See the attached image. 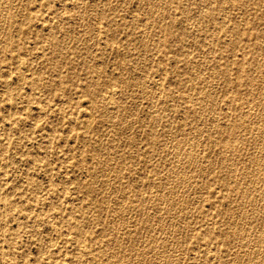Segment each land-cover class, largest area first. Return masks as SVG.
<instances>
[{
  "label": "rangeland",
  "instance_id": "374dc122",
  "mask_svg": "<svg viewBox=\"0 0 264 264\" xmlns=\"http://www.w3.org/2000/svg\"><path fill=\"white\" fill-rule=\"evenodd\" d=\"M7 1L4 3V0H0V9H1L0 11L2 13V15L0 13V19L3 16L2 18H4V19H1V20H4V21L6 20V23L3 21L2 22L0 21L2 23L0 25V26H2V27H0V30L2 29L1 30L2 32H0V48H1L0 49L1 50L0 51V68H2L4 73L7 74V82H8V84L5 85L2 82L3 79H0V157H1L0 158V174H1L0 175V264H11V263L12 264H21L22 262H23L22 264H34V263L35 264H65L67 262L66 259L68 260V262L66 264H68L69 262H70V264H102V263H104V264L105 263L106 264L107 263L108 264H117V262H118V264H124L123 262H125L126 261L125 259L126 258L128 259L129 256L130 257L132 256L133 258L131 257L130 259H128V262L125 264H128L129 260H131L133 262L132 263L130 261L131 262L130 264H135V262H137L136 264H138L142 261V259L144 261V262L142 261V264H147L148 262H149L148 264H150V263L155 264L156 262H157V264H171V263L177 264L178 262L179 263L181 262L180 264H233V263L235 264L234 261H236V264L237 263L243 264V260L246 262V263L244 262V264H249V262H250V264H251V262H254L252 264H264V261H263L264 258H262V256L264 255V253H263L264 252V237L262 236V235H264V222H263L264 221V219H263L264 218V215H263L264 214V211H263L264 210V202H263L264 198H261V197H264L263 196V193H264V186H263V183H264V174H263L264 173V168H263V166H264V158H263L264 157V151H263L264 150V147H263L264 127L262 128V126L264 125V120H262L264 118V113H262V111L264 112V108H262L264 105V95H263L264 92L262 91L264 89V85H263V83H264V66H262V65H264V62H263L264 61V41L262 39H264V38H261V36L264 37V31H263L264 30V12H263L264 11V6H263L264 0H253V1L252 0H250V1L249 0H228L229 3L227 2V0H224V1L222 0L223 2L221 0H218V2H217V0H213V1L210 0L212 3L213 2L214 3L212 4L209 1L210 2L209 7L206 6L207 3H209L208 0H188V2H187V0H179V2L177 0H172V1L167 0L169 3L166 0H157V2H156V0H153V1L152 0H141L142 2L140 0H115V1H117V3H119L118 5H117V3H115L114 0H99V1L95 0L97 2H95L94 0H78V3L80 5L77 3V0L76 1L75 0H72V1L68 0L70 2L68 4L66 3V2H68L66 0H54V1H52V0H49V1L48 0L47 1L46 0H26V1L22 0V2H21V0H16V1L10 0L11 3L14 2L13 4H11L9 1H8V3H9L8 4ZM24 1L27 3L26 5H25ZM60 1H62V2H60ZM73 1H75V2H73ZM82 1L84 2L85 6L82 5V3H83ZM163 1H164V3H163L164 5L162 4ZM184 1H186L185 2L186 5L188 3L187 8L190 11L188 9H186V6L183 3ZM200 2H202V3H200ZM204 2H206V3H204ZM76 3H77V6L79 5V7H76ZM145 3H147V4H145ZM157 3H158V5H161V6L159 7L157 5ZM171 3L173 5H171ZM222 3L223 4L226 3V4L223 5ZM242 3H243V5L245 4L243 7H242ZM2 4H3V6H2ZM90 4H91V6H90ZM155 4L157 7L155 6ZM165 4H167V6H165ZM199 4L200 5L202 4V7L199 6ZM211 4H212V6H211ZM219 4L221 5L220 7H219ZM227 4H228V8H227ZM66 5H68V8ZM70 5H72V6H70ZM81 5H82V7H81ZM145 5L146 6L150 5V6L148 8L147 7L145 8ZM153 5L155 6V8ZM169 5H171V7H168ZM217 5H218L219 9L224 8L225 10L224 9H223V11H222V9L217 10V8H216ZM22 6H24V7H22ZM43 6H44V8H43ZM64 6L66 7V9ZM92 7H93V9H92ZM162 7L164 8L163 11L161 10ZM181 7H182V9H180ZM199 7H201V9ZM23 8L25 11L23 10ZM81 8H84V9L82 10ZM89 8H91V9L89 10ZM152 8L156 9L157 12L154 11V9H152ZM159 8L161 11L158 10ZM202 8H203V10H202ZM254 8H255V10H253ZM171 9H173V10H171ZM194 9H195V11H194ZM250 9H251V11L252 10L253 11L251 12ZM9 10L12 12L10 13ZM16 10H18V11L16 12ZM58 10L60 12H58ZM69 10H70V13H68ZM84 10H85V12H84V14H82ZM93 10H94V12L92 13ZM132 10H134V12ZM147 10H149V11H147ZM167 10H168V12H167ZM176 10H178V11H176ZM226 10H227V12H225ZM2 11L6 12V13L9 12L8 14H10V15H8V14L6 15ZM75 11H76V13H75ZM77 11H78V14H77ZM180 11H181V13H180ZM188 11H189V13H188ZM198 11H199V13H198ZM206 11H208V12H206ZM218 11H219V14H216V13H218ZM147 12H149V13H147ZM184 12L186 14H184ZM85 13H87V14H85ZM90 13L92 15H90ZM95 13H96V15H95ZM151 13H152V15H151ZM155 13H156V16H153V15H155ZM171 13L173 14V16L171 15ZM210 13H212V14L214 13L213 19L214 18L215 19L213 21L215 23H213L212 21H210V19H208ZM58 14H60V15H58ZM146 14H148V15H146ZM159 14H160V16H158ZM239 14H240V16H239ZM4 15H6L7 19H6V17H4ZM26 15H30V19L26 20V18H25ZM176 15H177V17H176ZM181 15H182V17H181ZM199 15H200V17H199ZM201 15L204 18L201 17ZM218 15H220L219 18H218ZM88 16H89V18H88ZM161 16L164 18H162ZM206 16H207V18H205ZM215 16H217V18ZM15 17H16V19H15ZM64 17L67 18V20H65ZM81 17H83V18H81ZM128 17H129V19H128ZM133 17H134V20L132 19ZM159 17H161L162 19H165V20L168 19V20L165 23V21L160 19ZM171 17H172V19H171ZM220 17H222V18H220ZM237 17L241 18V19L239 18L240 19L239 22H237L238 21ZM8 18H10V19H8ZM90 18H92L90 20L91 22L88 21ZM155 18L156 19L158 18V20H155ZM20 19H21V21H20ZM47 19H49V20H47ZM69 19H70V21H69ZM173 19H174V21H173ZM202 19L203 20L205 19L204 22L202 21ZM83 20L86 21V23ZM255 20H257V22H255ZM87 21H88V23H87ZM130 21H132V22H130ZM135 21L138 23V25H135V23H136ZM148 21H150V22H148ZM153 21L155 22V24H157L156 25L157 27L155 25L153 26V24H154ZM156 21H160V23H157ZM235 21H236L237 25H236ZM82 22H84V23H82ZM92 22H93V24L91 25ZM3 23H5V25ZM167 23H169L170 29L173 30V32H174V36L170 37V38H168L167 33H166V29L168 26ZM222 23L227 24V25H224ZM53 24H54V26L52 27ZM64 24L66 25V27L64 26ZM79 24L81 25V27H79ZM122 24H123V26H122ZM151 24H152V27H150ZM159 24H161V25H159ZM8 25L10 27L13 26V29L8 27ZM17 25H18V27H17ZM239 25H240V27H239ZM34 26H35V28H34ZM57 26L60 28L62 27V28L60 29ZM135 26H137V27L135 28ZM182 26H183V28H182ZM145 27H146V29H145ZM162 27H164V28H162ZM215 27H217V28H215ZM221 27H223V29ZM17 28H18V30H17ZM50 28L53 29V32ZM71 28H72V30H71ZM92 28H94V29H92ZM160 28L162 31L160 30ZM173 28H175V29H173ZM189 28L192 31V32L190 31L191 35L189 32V30H190ZM42 29H43V32H42ZM48 29L50 30L49 32L47 31ZM142 29H144L145 31ZM149 29H151V30H149ZM153 29L155 30V32L153 31ZM201 29H203L205 32L202 31ZM256 29H258V31ZM77 30L80 32H78ZM82 30L84 31L83 34H82ZM198 30H199V33L197 32ZM210 30H212V31H210ZM219 30L220 31L222 30V32H220ZM74 31H77L76 33L79 36ZM87 31H88V34H86ZM151 31L153 32V34ZM176 31H177L178 35H177ZM213 31L215 32V36H214ZM229 31H230V33H229ZM3 32H4V34H2ZM91 32H92V34H91ZM139 32L141 33L140 35H138ZM159 32L161 34H159ZM201 32L204 33L205 35L206 34H208V35H206V36L204 34L202 35ZM207 32H209V33H207ZM257 32L258 33L260 32V33L258 34ZM54 33L56 35H54ZM156 33L158 34V36L156 35ZM9 34H11V35H9ZM63 34H65V35H63ZM73 34H75V35L73 36ZM81 34L84 36H81ZM89 34L92 36H90ZM146 34H148L150 37L148 35L146 36ZM186 34H187V37L185 36ZM210 34H213V36ZM66 35L67 36L69 35V37H71V39L69 37H66ZM87 35H88V38L86 37ZM189 35L192 36L193 38L190 37ZM53 36H54V38H53ZM145 36H146V38H145ZM154 36H157V37L153 38ZM160 36L163 38V40L160 39L161 38ZM179 36L181 38L185 37L186 39H188V36H189V38H191L192 40L188 39V40H186L187 41L186 42L184 39L182 41V39L179 38ZM201 36H203V37L205 36L204 37L205 39L208 36H210L209 37L210 40L207 38L208 40L206 39V41H204L205 39L203 37L201 38ZM211 36H212V40H211ZM90 37H92L91 38L92 40L90 39ZM137 37L138 38L141 37V38L137 39ZM221 37H223V38H221ZM258 37H259V39H257ZM84 38H85V40H84ZM156 38L159 40V43H157ZM260 38H261V40H260ZM62 39L63 40L65 39L64 40L65 43L63 42ZM153 39L155 40V42L153 41ZM194 39H195V41H193ZM78 40H79V42H78ZM148 40H150V41H148ZM198 40H199V42H198ZM201 40L203 41L204 45L200 44V43H202ZM9 41H11V42L8 44ZM94 41L97 43V45H95L96 43ZM104 41H106V42H104ZM145 41H147V43L148 42H150V43L147 44ZM108 42H110V43H108ZM140 42H142V43H140ZM143 42H144V44H143ZM151 42H153V43H151ZM168 42H169V44H168ZM205 42H206V44L208 43V45H210L209 43L214 44V45L213 44L211 45V46H213V48H212L213 51L211 50V46L205 45ZM67 43L69 45H67ZM88 43H89V45H88ZM156 43L158 46H156ZM75 44H76V47H75ZM91 44L93 45V47H91L92 46ZM141 44L143 45V47ZM145 44H146V46H145ZM199 44L201 45V47ZM149 45H152V46L147 47ZM259 45H261V46L259 47ZM112 46H113V48H112ZM17 47H22V49H18ZM144 47L146 48V50L148 49L147 53H145L146 50ZM198 47L200 50L198 49ZM202 47H203L204 52L207 53L205 55L209 56L208 58H206V57L201 58V56H199L201 54L204 56V52L202 50ZM204 47H205V49H204ZM88 48H89V50H88ZM129 48H130V50H128ZM133 48H134V50H133ZM135 48H136L137 52L135 51ZM159 48H161V49L159 50ZM83 49L85 50L86 53L84 52ZM103 49H104V51H103ZM118 49H120V50H118ZM208 49L212 52H210ZM106 50H107V52H106ZM139 50L142 53H140ZM198 50L200 51L199 54H198V52H199ZM207 50H208V52H207ZM157 51H159V52H157ZM175 51H177V52H175ZM189 51H190V54H189ZM219 51H220V53H219ZM213 52H215V53H213ZM216 52H217V54H216ZM221 52H223L224 54ZM135 53L136 54L138 53V54L136 55ZM252 53L253 54L255 53V54L253 55ZM84 54H86V55L84 56ZM89 54H90V56H88ZM91 54H93V55H91ZM218 54H220V56H218ZM140 55H142V56H140ZM151 55L154 58H151ZM197 55H198V57H197ZM211 55H213V58ZM23 56H24V58H23ZM137 56L139 58H137ZM192 57H194V58H192ZM248 58H249V60H248ZM134 59L136 60L138 67H137V64L133 63V62H135ZM137 59H138V61H137ZM201 59H202V61H200ZM208 59H209V62H208ZM24 60H25V62H24ZM195 60H196V62H195ZM205 60H207V61H205ZM254 60L256 62L258 61L259 64L256 63ZM131 62L134 65L133 68H132V65L130 64ZM22 63H24L23 69L26 70L25 66H28V68H29V69H27L28 72H26V77L24 79H21L19 77V73L21 71V66L23 67ZM81 63H83V64H81ZM198 63L200 64V67L204 68V70H203V68H201L202 73H200V67H197V65H199ZM127 64H129V65H127ZM256 64L259 66V67H257L258 69L255 68ZM191 65H192V67H191ZM214 65H215V67H214ZM99 66H100V68H99ZM139 66H141V68L143 69V72H141V73H139V72L142 71V69ZM206 66L208 69L207 68L205 69ZM220 66H222V67H220ZM139 68H140V70H139ZM161 68H163V69L161 70ZM164 68L166 69V71ZM190 68H192V70ZM198 68H199V71L197 70V73L195 71V74L197 75V76L195 75V77H196V79H195V77L193 76L194 75L193 70H196ZM86 69H88V70H86ZM131 69L133 70V72ZM249 69H250V71H252V70L253 71L250 72ZM122 70H123V72H122ZM254 70H256V72ZM58 71H60V73H58ZM128 71H130V74L126 73V76H125L124 75L125 72H128ZM137 71H139V72H137ZM157 71L158 72L160 71V72L158 73ZM203 71L204 72L207 71V72L204 73ZM222 71H226V74L218 73V72H222ZM8 72H10L11 77H10V74ZM119 72H120V74H119ZM161 72L162 73L166 72L167 75H166V73H164V75L160 74ZM212 72H214L213 74L216 77H213ZM189 73H190V75H189ZM201 74L203 76H201ZM217 74H219V75L217 76ZM229 74H230V76H229ZM90 75H91V77H90ZM92 75H94V76H92ZM35 76L39 78V81H38L39 83L36 86H32L30 82L33 80L32 78H35ZM161 76L162 77L165 76V77L162 78ZM167 76H169V78ZM192 76L194 79L192 78ZM207 76H209V77H207ZM94 77H95V79H94ZM141 77L143 79L144 78L145 79L143 80ZM203 77H205V78L207 77L209 80L206 78V80L204 81L205 78H203ZM255 77L256 78L258 77L260 79H256ZM202 78H203V80H201ZM211 78L213 80L215 79V81L214 82L211 81ZM27 79H30L29 82H27ZM216 79H217V81H216ZM114 81H117V82H114ZM159 81H161V82H159ZM218 81L220 83H218ZM260 81H261V84H260ZM144 82H145V84H144ZM157 82H159V83H157ZM203 82H204V84L201 86L200 84H202ZM206 82L207 83H210V82L214 83V84H211V83L209 84V85H212L213 87L210 86V88H209V85L207 84L208 85L207 86ZM119 83H122L123 87H122V84H119ZM160 83H162V84H160ZM87 84H90V91L95 92V100L97 99L96 100L97 106H94L91 103V101H90V105H89L88 98L85 96V93L83 91V88ZM130 84H133V85H130ZM153 84L154 85L156 84V85L154 86ZM103 85H104V87H103ZM141 85H143V87ZM256 85L258 87H256ZM261 85H263V86H261ZM260 86H261V88H260ZM115 87L118 89H116ZM120 87H122V88H120ZM146 87H148L149 89L147 90ZM142 88L145 90H143ZM169 88L171 89V91ZM203 88H206L207 90L204 89L205 92H202V91H204ZM257 88L259 91L257 90ZM111 89H113V90L111 91ZM134 89L137 92L134 91ZM157 89L159 90L158 92H157ZM252 89H253V91H251ZM260 89H262V90H260ZM108 90H110V91H108ZM121 90H123V91H121ZM126 90H128V91H126ZM140 90H143L144 92L140 91ZM146 90H147V93H146ZM37 91H39V92H37ZM100 91H101V93H100ZM102 91H103V94H102ZM114 91H116L117 93ZM151 91H153L157 95ZM160 91H161V94L159 96ZM194 91H195V93H194ZM133 92H135V93H133ZM148 92L150 93V95L148 94ZM249 92H252V94L253 93L254 94L251 96V93L249 95ZM125 93H126V95H125ZM131 93H132V96H134V94H135V96L134 97L130 96ZM196 93H197V95L195 96ZM151 94H153V95H151ZM198 94L201 98H204V99H202V101H201V98L198 96ZM36 95H38V96H36ZM103 95H104V98H103ZM111 95H113V96H111ZM136 95H137V97H136ZM192 95H194L195 98ZM74 96H76V97H74ZM118 96H119V98H118ZM151 96H153L154 98H152ZM191 96H192V98H191ZM202 96H205V97H202ZM210 96H211V98H208ZM246 96H247V98H246ZM90 97H91V95H90ZM256 97L259 98L260 102L258 101V99ZM105 98L107 100H105ZM196 98L200 99V101L202 103L199 100H196ZM205 98H207V99L205 100ZM253 98L257 99V100H254ZM108 99H110V102H112V103L114 102L113 103L114 105H111V103H109ZM210 99H211V102H210ZM213 99L215 101L214 103H213ZM101 100H103V101L98 102ZM122 100H124L125 103L122 102ZM154 100L156 102H154ZM106 101H107V103H106ZM115 101H117V102H115ZM157 101H159V102L157 103ZM170 101H171V103H169ZM207 102H208V104H207ZM37 103H38V105H37ZM187 103H189V104H187ZM106 104H107V106H106ZM151 104L152 105L154 104L155 106L154 105L151 106ZM159 104H162V106L163 105L164 106L163 107H161V106L157 107V106H159ZM197 104H199V105H197ZM203 104H205L206 106L204 105L205 106L204 107ZM211 104H212V106H211ZM214 104H215V106H214ZM109 105H111V106H109ZM171 105H172V110H171ZM200 105H202V106H200ZM256 105H258L260 108ZM40 106H41V108L44 109V111L41 114L40 113L38 114V110H39L38 107H40ZM112 106H113V108H112ZM114 106L117 108V110H116V108H114ZM167 106L170 107L171 112H169L170 110H169V107H167ZM244 106H245V108H244ZM253 106H256L257 108H255ZM119 107H120V109H118ZM131 107H133V109H131ZM134 107H135V110H134ZM206 107H207V110H210V107H211V110L209 111L210 115H209V112L206 111ZM215 107H218V108H215ZM238 107H241V108H238ZM246 107H248V108L250 107V109H247ZM102 108L103 109L106 108L105 110H107V111L106 112H105V110L103 111ZM121 108H122V111H121ZM126 108H128V109H126ZM194 108L196 111L194 110ZM214 108H215V110H214ZM9 109H10V111H9ZM112 109H113V112H112ZM129 109H130V111H129ZM155 109L157 111H155ZM261 109H262V111H261ZM82 110L84 112H81ZM108 110H109V112H108ZM191 110L194 111V113H196L197 115H193V112ZM199 110L200 111L202 110L203 113L199 112ZM228 110H229V112H228ZM253 110H254V112H253ZM255 110H257L258 112L256 113ZM85 111L88 112V114L85 113ZM90 111H93L94 113L90 112ZM184 111H185V113H184ZM187 111H188V113H187ZM218 111H219V113H218ZM236 111L237 112L243 111L240 114L244 117H242L239 113H236ZM134 112H136V114ZM162 112H163V114H162ZM164 112H167V113L164 114ZM198 112L200 113V116H199ZM213 112H214V114H213ZM216 112H217L218 116H214ZM245 112H247L246 113L247 115H245ZM43 113H45V114H43ZM108 113L109 114L112 113L111 114L112 116L110 115L111 116L110 117ZM124 113H127V114L124 115ZM154 113H156V114L158 113V116L156 114H155L156 115L155 116ZM170 113H171V115H169ZM252 113H254V114H252ZM255 113H256V116H255ZM114 114H115V116H114ZM131 114L133 116L138 115V117H135V116L133 117V116H131ZM206 114H207V117H206ZM259 114L261 116H258ZM38 115H39V117H37ZM79 115L81 116L80 117L81 119L79 118ZM188 115H189V117H188ZM203 115L205 116V120H203L204 119ZM212 115L216 118L213 119ZM74 116H77V117H75L76 119L74 118ZM86 116H88V119ZM89 116H91L93 119ZM120 116H122V117H120ZM251 116L253 119L251 118ZM36 117L38 118L37 120H36ZM85 117H86V119H85ZM129 117L131 118L130 119L131 124L129 123ZM147 117H149V118H147ZM180 117H181V119H180ZM261 117H262V119H261ZM42 118H43V120H42ZM110 118L111 119L113 118V119L110 120ZM119 118H121V119H119ZM140 118H141V120H140ZM185 118H186V120H185ZM187 118H188V120H187ZM201 118H203L202 119L203 121L201 120ZM208 118L212 119V120H209ZM242 118H243V120H242ZM157 119L160 121H158ZM182 119H184L186 122ZM239 119H241V120L238 123L237 121ZM85 120H86V123H85ZM87 120L89 121L88 123H87ZM122 120L125 122L128 121V123L126 122L127 123L126 124V123L122 122ZM189 120H190V122H189ZM206 120H207V122H206ZM214 120L215 121L217 120L216 123ZM256 120H258V121H256ZM259 120L262 121V123L260 122V124H259ZM70 121H73V122H70ZM114 121H115V124H114ZM119 122L122 124H120ZM153 122H154V124H153ZM159 122H160V124H159ZM212 122L214 123V125ZM227 122H229V123H227ZM71 123H72V126H71ZM109 123H110V125L108 127ZM167 123H168V125H167ZM179 123H180V125H179ZM33 124H36V125H33ZM134 124H135V126H134ZM142 124H144V126H142ZM215 124L217 126H215ZM31 125H33V126H31ZM83 125H84V130H83ZM126 125H128V126H126ZM198 125L201 127V129ZM230 125L233 126L234 133H233V137L229 140L230 135L227 132L220 131L218 129V127H220V128L223 127L224 129H226ZM110 126H111V128H110ZM123 126H125V127H123ZM129 126H130V128H129ZM193 126H194V128L195 127H199V128L198 129L195 128V130H194ZM107 127L109 128V130ZM190 127H191V129H190ZM239 127H240V129H239ZM260 127L262 130L260 129ZM44 128H45V130H44ZM172 128H173V131H172ZM248 128H250L248 130L249 132H247V130H246ZM257 128L260 129L261 131L258 130ZM188 129H189V131H188ZM202 129H203V131H202ZM208 129H209V131H208ZM127 130H129V131L127 132ZM168 130H170V132ZM178 130H179V133H178ZM250 130H253V133ZM53 131H54V133H53ZM86 131H87V133H85ZM152 131L153 132L156 131V132L153 133ZM186 131H187V134H186ZM46 132H47V135H46ZM114 132H116V133H114ZM180 132H181V134H180ZM192 132H194V134ZM198 132H200V133H198ZM244 132L247 135L246 139H245L246 135ZM260 132H261V135L263 136V139L260 138L261 141L257 137H255V135L262 137V136H260ZM166 133H167L168 137H167ZM170 133H172L173 137L176 138L177 140L173 139L172 134H170ZM184 133L186 136L184 135ZM189 133L190 134L192 133L191 135H194V136H190ZM212 133L214 135H217V136H213ZM248 133L249 134L252 133L253 136L249 135ZM17 134H19V135L17 136ZM134 134H135V136L133 137ZM169 134L171 136H169ZM175 134L178 136L182 135L183 139H185L187 142L184 141L182 138L177 137ZM195 135L197 138L195 137ZM112 136H114V137H112ZM184 136H185V138H184ZM202 136H203V139H202ZM211 136H213V137H211ZM164 137H166V138L164 139ZM187 137H189V139L193 138L192 142H190L191 140H188ZM198 137H199V139H198ZM205 137L207 138V140H204V139H206ZM215 137L217 138L216 141H215ZM110 138H112L114 141ZM136 138H137V140H136ZM167 138H169V140ZM211 138H213V139H211ZM243 138L245 141L243 140ZM103 139H105V140H103ZM143 139H144V141H142ZM161 139H164L165 141L161 140ZM170 139L171 140L173 139V141H171ZM178 139H179V141H178ZM107 140H109V142H111V141L112 142L109 143ZM156 140H158V141H156ZM203 140H204V142H203ZM256 140H259L260 142L256 141ZM123 141L125 143H123ZM139 141H140V143H139ZM174 141H175V143H174ZM180 141H181V143L182 142L186 143V144H182L183 148H182L181 144H179ZM195 142H196L197 148L195 146H193L195 144ZM210 142H211V145H210ZM230 142H233L232 145L229 144ZM238 142H240V143L238 144ZM252 142H254V143H252ZM114 143H115V145H114ZM177 143L179 145H176ZM242 143L244 144L243 146H242ZM258 143H260V144H258ZM34 144H36V145H34ZM101 144H103V146ZM153 144H155V145L153 146ZM189 144L192 148H195L197 150L195 151L192 148L191 149L187 148V147H190ZM205 144H206V146H205ZM247 144L250 146H248ZM257 144H258V146H257ZM165 145H168V146L166 147ZM186 145H188V146H186ZM215 145L216 146L218 145V147H215ZM260 145H262V146H260ZM100 146H102V147H100ZM114 146H117V147H114ZM209 146H210V148H209ZM244 146H245V148H244ZM112 147H114L115 149H113ZM157 147H159V148H157ZM180 147L182 148V150ZM246 147H247V150H246ZM81 148H82V150H81ZM167 148H168V150H167ZM170 148H171V151H170ZM178 148L180 150H177L174 153V150H176ZM185 148H187V149H185ZM261 148H262V150H261ZM106 149L108 151H110V152L107 151L108 154L106 152ZM159 149H161V150L157 151ZM232 149H234L235 151H233ZM244 149H245V151L243 152ZM250 149L252 150L251 152H250ZM253 149H254V151H253ZM258 149H260V150H258ZM117 150H119L120 153ZM140 150H142V151H140ZM166 150H167V153H165ZM151 151H152V153H151ZM178 151L180 153V156H179V153H176ZM203 151H205V153ZM232 151L234 152V154ZM171 152H173V153L171 154ZM239 152H242V153H239ZM247 152H249V153H247ZM260 152H262V153H260ZM78 153H80V154H78ZM168 153L170 155H168ZM181 153L183 156L181 155ZM195 153H196V155L197 154L199 155L198 156L199 158L194 155ZM184 154L186 155L185 156L186 158L184 157ZM249 154H251L252 156H250ZM258 154L259 155L262 154V156L259 157ZM122 155L124 156V158ZM137 155H139V156H137ZM160 155H162V156H160ZM189 155H190V157H189L190 159L188 158ZM193 155L196 157V161H194L195 157ZM239 155L241 156V158L243 157L242 161H239V160H241L240 158H238L239 160H237V157H239ZM245 155H247V156L249 155L250 157L248 156L249 157L248 158ZM99 157H100V159L102 157L101 161L102 162L104 161L105 163L103 162V164H101V161H99L100 160ZM131 157L133 159H131ZM139 157H140V159H139ZM171 157H172V159L174 158V161L171 160ZM203 157L205 160H208V161H205L203 159ZM206 158H208V159H206ZM209 158H211L210 159L211 162H210ZM259 158H262V159H259ZM40 159H42V160H40ZM110 159L112 161L114 160V162H112ZM134 159H135V161H133ZM142 159H143V161H142ZM168 159L171 161H168ZM182 159L183 160L188 159L190 164L188 163L187 160H186L187 162L186 161L184 162ZM252 159L253 160L255 159V160L253 161ZM7 160H8V162H7ZM36 160H37V162H36ZM106 160H108L109 162L108 161L106 162ZM156 160H157V163H155ZM177 160H178V163L176 164L175 162H177ZM226 160H228V161H226ZM245 160L246 161L249 160V161L246 162ZM252 161H253V163H252ZM39 162H42V163H39ZM98 162H99V164H98ZM115 162H117V163L115 164ZM162 162L165 164H163ZM166 162H167V164L172 165V167L169 165H166ZM237 162L239 164H237ZM109 163H112L113 165L109 164ZM194 163H195V166L193 165ZM240 163H243L242 165L245 167H242V165ZM4 164H5V166H4ZM104 164H105V167H104ZM141 164H142V166H141ZM185 164H186V166H182ZM202 164H204V165H202ZM261 164H263V166ZM78 165H79V168H78ZM95 165H97V166H95ZM151 165H152V167H151ZM163 165H165V166H163ZM205 165L208 167L206 168ZM211 165H212V167H211ZM222 165H225V166H223L224 168H222ZM228 165L230 166L229 168H228ZM247 165H249L250 167L249 166L247 167ZM100 166H101V168H100ZM106 166H107V168H106ZM113 166L116 168L114 169ZM123 166H124V168H122ZM137 166H140V167H137ZM173 166L174 167L177 166V167L174 168ZM257 166H258V168H257ZM4 167H6V168H4ZM110 167H112V168H110ZM118 167H119V170H118ZM141 167H143V168H141ZM179 167H181V168H179ZM195 167H196V169H194ZM238 167H240V168L237 169ZM251 167H252V169L255 168V169H253L254 171L251 169ZM104 168H106V169H104ZM161 168H163V169L165 168V169L162 170ZM166 168H167V170H166ZM182 168H186V169H182ZM120 169H121V172H119ZM132 169H133V171H131ZM175 169L179 170L180 172H178ZM180 169H182V170H180ZM197 169H198V171H197ZM210 169H212V170H210ZM85 170H87V171H85ZM102 170H105V172L103 171V173H102ZM116 170H118L117 171L118 173L116 172ZM144 170H145V173H144ZM158 170H160V172L162 171L161 172L162 174ZM190 170L191 171L195 170L197 172L194 171L195 173L192 172V174H191ZM231 170H232V172H231ZM235 170L238 173H241L243 176H244L243 173H245L244 178L242 177L241 174L236 173ZM239 170H240V172H239ZM246 170H247V173L250 174L249 176H248V174L246 175ZM156 171L159 172V173L157 172L159 176L157 175ZM166 171H168V172L171 171V172H169V173L167 172V174H166ZM182 171H183V173H182ZM199 171L202 175L201 176L202 178L198 174ZM96 172L98 174L99 173L100 174L98 175ZM177 172L179 175L177 174ZM187 172L188 173L190 172V173L188 174ZM203 172H205V173H203ZM223 172H225V173H223ZM229 172L232 174H230ZM105 173H107V175ZM112 173H114L113 176H111ZM173 173L175 174V177H173V175H174ZM93 174H94V176H92ZM124 174H126V175H124ZM137 174L140 175L139 178H138L139 175H137ZM163 174L164 175L166 174V175L164 176ZM203 174H204V176H203ZM104 175H106L108 177H106ZM168 175L170 177L172 176V179L170 177H168ZM184 175H186L185 176L186 178L184 177ZM233 175L234 176L239 175L240 177L237 176L234 178ZM126 176H128L127 177L128 181L126 180L127 179ZM176 176H177V179H176ZM216 176H217V178H216ZM258 176L260 178H258ZM88 177H90V178H88ZM93 177L94 178L96 177L97 179L96 178L94 179ZM109 177H112V178L110 179ZM252 177H253V179H252ZM65 178H67V179H65ZM162 178L164 181L162 180ZM166 178L169 179L172 184H170L168 180H165ZM195 178H196V182L194 181ZM232 178H234L237 181L236 182L232 181L231 180ZM254 178L257 181L254 180ZM112 179H114V180H112ZM117 179H119V180H117ZM242 179L244 181L247 180L245 184H244ZM124 180H125V182H123ZM240 180H242L241 184H240V182H241ZM98 181H99V183H98ZM102 181H104V182L106 181V182L104 183ZM118 181L122 185H120L118 183ZM159 181H160V183H161V181H163L162 182L163 185L160 184ZM167 181L169 183L168 184L169 186L167 185ZM177 181H178V183H180L179 184L180 186L178 185ZM224 181H226V183L222 184L221 182H224ZM260 181L261 182L263 181V182L261 183ZM89 182H90V184H89ZM95 182H97V184ZM108 182H109L108 186L110 188L106 187ZM112 182L114 185L112 184ZM144 182H146V183H144ZM164 182H166V183H164ZM54 183H56V184H54ZM79 183H80V185H79ZM147 183H148V185H146ZM231 183H232V185H231ZM233 183L235 186H237V184L239 183L240 185L238 184V186H240V187H238L236 190V187H234ZM4 184L5 185L7 184V185L5 186ZM67 184H69V186ZM99 184H100V188H101L100 190H99ZM175 184H176V186H174ZM188 184H190V185H188ZM144 185H146V186H144ZM149 185H151V186L149 187ZM159 185H160V187H158ZM171 185H172V187H174V189L173 188L172 189L175 192L173 190L172 191L170 190ZM79 186H81V187H79ZM123 186H125L126 188ZM127 186L128 187L130 186L129 189ZM161 186H162V188H161ZM195 186H196V188H195ZM241 186H242V188H241ZM249 186H251L249 188L250 194L247 193ZM181 187H184V189H186L188 191L186 192V190H184L183 188L180 189ZM260 187L262 190H260ZM105 188H106V191H105ZM115 188L116 189L120 188V191L122 193L120 194V192H118V190H116ZM124 188H125V190H127V193H129V192H132V193L128 195L126 193V191L124 190ZM198 188L200 189V191ZM61 189H63V190H61ZM111 189H112V191H110ZM155 189H158L157 190L158 192ZM175 189H177V190H175ZM179 189H180V191H179ZM258 189L260 191H263V192L260 193V191H258ZM66 190H68V191H66ZM160 190H162V191H160ZM182 190L185 191V192L183 191L184 194L181 193ZM224 190H225V192H224ZM226 190L228 193L226 192ZM232 190H233V192H232ZM243 190L245 191V193ZM155 191L157 192L158 195L156 194ZM252 191L256 195L259 193L258 194L259 196H260V194H262L261 197H258V195H257V199H256V197L254 198V196H256V195ZM50 192H51V194H50ZM144 192H145V195L147 196V198H146V196H144ZM199 192H201V193H199ZM241 192H243L245 194V196L244 195L239 196L240 194H243ZM67 193H68V195H67ZM110 193L112 195H110ZM118 193L121 195V198H123V202L125 200V202H126V203L124 202L125 204L122 202V199L120 198V196H118ZM148 193H149V195H148ZM151 193H153V194L155 193L154 195H156V196H154ZM164 193L165 194L168 193L169 196H168V194L165 195ZM172 193L178 194V195L175 194L176 198H174L175 196ZM197 193H198V196L196 195ZM115 194H117V195H115ZM142 194H143V196H141ZM43 195H45V196H43ZM105 195H106V197H105ZM126 195L128 197L127 199H126V197H124ZM164 195L166 196L165 200H164V197H165ZM172 195H173V197H172ZM149 196H151V197H149ZM177 196H178V199H177ZM180 196H181V198H179ZM142 197H143V199L144 198L145 199L143 200ZM159 197L160 198L162 197V199H160ZM170 197L172 198L171 201L169 200ZM194 197H195V200L192 201ZM242 197H243V199H242ZM113 198H114V200H112ZM154 198H155V200H154ZM245 198H246V200H245ZM247 198H249V199H247ZM252 198L255 199V201L257 202L256 204H258V205L255 204V201ZM46 199H47V201H46ZM81 199H82V201H81ZM146 199H147V201L145 202ZM156 199H159L160 201H157ZM173 199H175V200H173ZM176 199H177V201H176ZM235 199L238 201V203H236ZM118 200H120L121 203ZM162 200H164V202ZM233 200H235V201H233ZM239 200L242 203H239ZM257 200H259V201L261 200L263 203L261 201H260L261 203L260 202L258 203ZM9 201H11V202H9ZM58 201H59V203H58ZM143 201H144V203H143ZM184 201H186V204ZM249 201H251V202H249ZM66 202H68V203H66ZM80 202H81V204H80ZM116 202H119V203H116ZM152 202H154V203H152ZM187 202H188V204H187ZM194 202H196V203L193 204ZM44 203H45V205H44ZM104 203L107 205L109 204V205L106 207ZM128 203L130 205H127ZM162 203H163V205H162ZM250 203H252L253 205ZM7 204H12L13 205L12 209L13 208H15V209L14 210H10V209L8 210ZM102 204L104 206H102ZM121 204H122V206H121ZM166 204H168V205H166ZM249 204H250V206L248 207ZM60 205H62V207H64V208H62ZM173 205H175V206H173ZM187 205H189V206H187ZM128 206H129V208H128ZM141 206H143V207L141 208ZM148 206H149V208H148ZM164 206L165 207L167 206V207L165 208ZM186 206L189 208V210ZM251 206H252V208H251ZM259 206L262 207L261 208L262 210L258 209V208H260ZM42 207L44 209H42ZM60 207L62 208V212H61ZM114 207L116 208V210ZM123 207L124 208L126 207L125 209H128L129 212L127 213V210L125 212ZM169 207H171V209ZM242 207H243V210H242ZM253 207H255V208H253ZM45 208H46V210H45ZM50 208H51V210H50ZM175 208H176V213L178 216H176V214L174 212ZM180 208H181V210H180ZM256 208L259 211L261 210V212L257 211ZM152 209H153V211H152ZM183 209H186V210L182 211ZM237 209L241 210V211H238ZM254 209H256L255 211H257L258 214L255 211L253 214ZM249 210L251 213H249ZM26 211H27V213H26ZM114 211H115V213H114ZM132 211L134 213H132ZM157 211H160V213ZM42 212H44V214H42ZM142 212H143V214H142ZM152 212H153V214H152ZM154 212H157V214ZM72 213H73V215H72ZM148 213L150 216L148 215ZM165 213H166V217L164 216ZM180 213H182L183 215H180ZM233 213H234V216L236 218L238 217V219L234 218V216L232 215ZM36 214H38L37 217L41 214V219H40V216L37 218L35 216ZM111 214H113L114 216ZM117 214H119V216ZM137 214H138L139 218H138ZM42 215H43V217H42ZM128 215L130 217H128ZM230 215H232V216H230ZM251 215H252V217H251ZM259 215H260V219H258ZM115 216H116V218L118 216V218L116 219ZM161 216H162V218H161ZM239 216H240V218L242 217V219H240ZM246 216L249 217L248 219L251 218L250 219L251 222H250V220L247 219ZM253 216L254 217L256 216V217L254 218ZM35 217H36V219H35ZM80 217H81V219H80ZM144 217H146L145 218L146 223H143L145 221ZM167 217H168L169 221H167V219H165ZM181 217H182V219H181ZM232 217H233V219H232ZM67 218H69V219H67ZM85 218H86V220H85ZM121 218H122V220H121ZM31 219H32V221H31ZM152 219H153L154 223H157V221H158L157 219H159L160 222L158 221L157 226L154 225V223H152L153 222ZM178 219H179V221H178ZM128 220H129V222H128ZM155 220H157V221H155ZM165 220L167 221V225H166ZM170 220H174L173 221L174 224H173V222H170ZM4 222H5V224H4ZM28 222H30V225ZM120 222H122V224H120ZM176 222H178V223H176ZM242 222H244V223H242ZM245 222H249V223H245ZM262 222H263V224H262ZM53 223L55 224V226ZM171 223H172V226H171ZM230 223H232V224H230ZM250 223L252 225H250ZM257 223H258L257 226H259V224H260L261 228L256 226ZM1 224H2V227H1ZM168 224H170V225H168ZM178 224H179V226L177 228ZM239 224H242V225L239 226ZM245 224H247V225H245ZM146 225L147 226L150 225V227L148 226L149 227L148 228V227H146ZM190 225H192V227ZM117 226H118V228H117ZM124 226H127V228H125ZM144 226L146 227V229ZM180 226H182L181 227L182 229H180ZM231 226L234 228V230ZM54 227H56L55 229H57V231L54 230ZM167 227H169V228H167ZM189 227H191L190 230H189ZM110 228H112L113 230H110ZM124 228L127 231H125ZM150 228H151V232L153 231L152 233L149 230ZM157 228H159V232H158ZM174 228H176V229H174ZM152 229H154L157 234ZM161 229H162V231H160ZM167 229H168V231H167ZM170 229L174 230L173 231L174 234L170 233V232H172ZM239 229H241V230H239ZM261 229H262L261 232L263 234L260 232ZM138 230H140V231H138ZM255 230H257L258 232ZM22 231H23V233H22ZM65 231H66V233H65ZM67 231L70 234L67 233ZM118 231H119V233H118ZM181 231H182V233H181ZM242 231L246 235L243 234ZM55 232H56V234H54ZM100 232L102 233L101 235H100ZM105 232L109 233L110 235L106 234ZM110 232H113V233H110ZM135 232H136V235H135ZM138 232L142 237L139 234H137ZM236 232H238V233L235 234ZM253 232L255 233V235ZM259 232L263 238L260 236ZM114 233H116V234H114ZM166 233H168V234L170 233V236L166 235ZM180 233H181V235H180ZM192 233H194V234H192ZM35 234H37V235H35ZM45 234H47V235H45ZM48 234L51 236H49ZM128 234H134V235H131L132 237H130V235H128ZM158 234H160V236ZM172 234L174 236L175 241H172V238H173ZM202 234H207V236L204 237V236H202ZM225 234H229V236L225 235ZM54 235L55 236L58 235L57 236L58 238H56ZM67 235H68V238H67ZM117 235H119V236H117ZM123 235L124 236L126 235V236L124 237ZM127 235L129 238L127 237ZM155 235L158 239H160L159 241H158V239H156V237H153ZM161 235L162 236L164 235L163 236L164 238H162ZM178 235H180V236L178 237ZM241 235H242V237L244 236V238H241ZM73 236L75 237V239ZM134 236H136V237L134 238ZM150 236L152 237V240L155 238L154 241L151 240ZM256 236H257V239H259V238L260 239L257 240ZM54 237H55V239H52ZM116 237H118V238H116ZM121 237L124 238V240ZM126 237H127V239H125ZM146 237L150 238V239L148 240V239H146ZM165 237H169V238L171 237V239L168 238L171 242L168 241L167 238H166V240L169 243L163 242L162 240H164ZM236 237L240 238L242 240L245 239V241L244 240L243 241L238 240ZM246 237H247V239H246ZM113 238H114V240H113ZM177 238H179V242H178ZM130 239L132 242L130 241ZM137 239H140V240H138L140 243L136 242ZM233 239L236 241V245H235V242H232ZM54 240L57 243L52 242ZM142 240H143V242H142ZM166 240H164V241H166ZM250 240H253L254 243ZM50 241L52 243H50ZM108 241L111 244L110 245L111 250L108 249L109 248L108 247V244H109ZM149 241H151V242H149ZM188 241H190V243ZM241 241H242V243H241ZM258 241H259V243H258ZM36 242H38V243H36ZM146 242L149 243V244H146L147 247L144 244ZM173 242H174V244H170ZM243 242H245V243L243 244ZM127 243H128V246H126ZM161 243L162 244L164 243L166 246L164 247V245H162ZM230 243L232 246L234 244V246L232 247L230 245ZM124 244L126 247H124ZM130 244L131 245L133 244V246H131ZM138 244H140V245L138 246ZM150 244H151V246H150ZM156 244L158 247L156 246ZM226 244H227V246H226ZM254 244H255V247L253 246ZM259 244H260V246H259ZM142 245H143V247H142ZM152 245H153L154 249H152ZM170 245H172V246L174 245L175 247L171 246L170 249H168ZM239 245H241L240 247H242V248H240ZM256 245L259 247L256 248ZM99 246H101L102 248ZM137 246H138V248H137ZM148 246H150L149 248L152 250L148 249ZM39 247H40V249H39ZM117 247H119V248H117ZM132 247H134V249ZM140 247H141V249H140ZM145 247L148 250H146ZM226 247H228V248H226ZM261 247L263 248V251H261L262 250ZM12 248H13V250H12ZM46 248L48 250H46ZM78 248H81V249L78 250ZM125 248H127L128 255H127V252L124 251V250H126ZM159 248H161L162 253H161V251H158V250H160ZM171 248H173V249L171 250ZM243 248H244V250H243ZM209 249H210V251H209ZM230 249H231V251H230ZM81 250H83V251L81 252ZM88 250H89V252H87ZM149 250L152 252L151 255L149 254L150 253ZM167 250H168V253H165V251L167 252ZM220 250H221V252H220ZM77 251H79V252H77ZM105 251H107L108 254ZM118 251L120 252V253H118V254H120L119 255L120 257L118 256V254H116ZM132 251H134V252L132 253ZM243 251H244V255L242 253ZM84 252H85V255H84ZM156 252H158V253H156ZM176 252H177V254H176ZM181 252L183 253V256H181L182 255ZM226 252H228V253H226ZM104 253H106V254H104ZM109 253L111 256L109 255ZM112 253L115 254L113 256H115V257L117 256V257L116 258L113 257ZM140 253H142V255ZM146 253H148V255ZM234 253L237 256L236 255L234 256ZM250 253H253V255ZM254 253H256V254H254ZM69 254H71V255L69 256ZM124 254H125V257H124ZM164 254H166L167 256H165ZM80 255H82V256H80ZM121 255L125 259H122ZM245 255H247V256H245ZM126 256H128V257H126ZM154 256H155V258H154ZM157 256L161 257V258H158ZM194 256H195V259H193ZM64 257H65V259H64ZM106 257H109V259ZM140 257H144V258H140ZM167 257H168V259H167ZM239 257L241 259L240 262H239L240 259H238ZM254 257H257V258H254ZM7 258H10L9 259L10 261ZM137 258L140 260V262H138L139 260ZM75 259L77 260V263H74V262H76ZM117 259L118 260L120 259V260L117 261ZM149 259H151L152 262H150ZM234 259H237V260H234ZM253 259H255V260H253ZM260 259H262V260H260ZM177 260H179V261H177ZM14 261H15V263H13ZM62 261H64L65 263L64 262L60 263ZM158 261H159V263H158ZM258 261H260L261 263H259Z\"/></svg>",
  "mask_w": 264,
  "mask_h": 264
},
{
  "label": "bare ground",
  "instance_id": "6f19581e",
  "mask_svg": "<svg viewBox=\"0 0 264 264\" xmlns=\"http://www.w3.org/2000/svg\"><path fill=\"white\" fill-rule=\"evenodd\" d=\"M6 1H7V0H6ZM6 1L4 0V3H5ZM8 1L11 3L10 0H8ZM8 1H7V3H8ZM13 1H14V0H13ZM15 1H16V0H15ZM25 1H26V0H25ZM25 1H24V3H25V5H26L27 3H26ZM46 1H47V0H46ZM48 1H49V0H48ZM52 1H54V0H52ZM52 1H51V2H52ZM66 1H68V0H66ZM71 1H72V0H71ZM75 1H76V0H75ZM75 1H73V2H75ZM94 1H95V0H94ZM97 1H99V0H97ZM97 1H95V2H97ZM114 1H115V0H114ZM140 1H141V0H140ZM140 1H139V2H140ZM152 1H153V0H152ZM166 1H167V0H166ZM171 1H172V0H171ZM177 1L179 2V0H177ZM209 1H210V0H208V2H209ZM212 1H213V0H212ZM221 1H222V0H221ZM223 1H224V0H223ZM223 1H222V2H223ZM249 1H250V0H249ZM252 1H253V0H252ZM18 2H19V1H18ZM21 2H22V0H21ZM38 2H39V1H38ZM60 2H62V1H60ZM79 2H80V1H79ZM82 2H83V1H82ZM105 2H106V1H105ZM141 2H142V1H141ZM149 2H150V1H149ZM156 2H157V0H156ZM156 2H155V3H156ZM160 2H161V1H160ZM167 2H168V1H167ZM185 2H186V1H184L183 3H184V5L186 6V9H188V8H187L188 3H187V5H186ZM187 2H188V0H187ZM194 2H195V1H194ZM210 2H211V1H210ZM210 2L207 3L206 6L209 7ZM215 2H216V1H215ZM217 2H218V0H217ZM217 2H216V3H217ZM225 2H226V1H225ZM227 2H228V0H227ZM237 2H238V1H237ZM241 2H242V1H241ZM255 2H256V1H255ZM261 2H262V1H261ZM13 3H14V2H13ZM13 3H11V4H13ZM66 3L68 4V3H70V2L68 1V2H66ZM77 3H78V0H77ZM77 3H76V7H79L80 4L78 3L79 5L77 6ZM80 3H81V2H80ZM115 3H117V1H115ZM150 3H151V2H150ZM163 3H164V1L162 2V4H163ZM168 3H169V2H168ZM176 3H177V2H176ZM176 3H175V4H176ZM183 3H182V4H183ZM192 3H193V2H192ZM200 3H202V2H200ZM204 3H206V2H204ZM204 3H203V4H204ZM211 3H212V2H211ZM213 3H214V2H213ZM213 3H212V4H213ZM228 3H229V2H228ZM243 3H244V2H243ZM243 3H242V7L245 5V4L243 5ZM8 4H9V3H8ZM19 4H20V3H19ZM22 4H23V3H22ZM73 4H74V3H73ZM86 4H87V3H86ZM88 4H89V3H88ZM118 4H119V3H117V5H118ZM134 4H135V3H134ZM143 4H144V3H143ZM145 4H147V3H145ZM148 4H149V3H148ZM179 4H180V3H179ZM212 4H211V6H212ZM222 4H223V3H222ZM225 4H226V3H225ZM225 4H223V5H225ZM253 4H254V3H253ZM263 4H264V2H263ZM263 4H262V5H263ZM5 5H6V4H5ZM39 5H40V4H39ZM64 5H65V4H64ZM82 5H84V2L82 3ZM82 5H81V7H82ZM92 5H93V4H92ZM136 5H137V4H136ZM140 5H141V4H140ZM157 5H158V3H157ZM163 5H164V4H163ZM171 5H173V4L171 3ZM171 5H169L168 7H171ZM190 5H191V4H190ZM193 5H194V4H193ZM233 5H234V4H233ZM233 5H232V6H233ZM2 6H3V4H2ZM10 6H11V5H10ZM18 6H19V5H18ZM66 6H67V8H68V5H66ZM70 6H72V5H70ZM84 6H85V5H84ZM90 6H91V4H90ZM90 6H89V7H90ZM137 6H138V5H137ZM143 6H144V5H143ZM149 6H150V5H147V6L145 5V8H146V7L148 8ZM153 6H154V5H153ZM155 6H156V4H155ZM155 6H154V8H155ZM158 6L160 7L161 5H158ZM165 6H167V4H165ZM197 6H198V5H197ZM199 6L202 7V4H201V5L199 4ZM204 6H205V5H204ZM213 6H214V5H213ZM220 6H221V5L219 4V7H220ZM263 6H264V5H263ZM16 7H17V6H16ZM16 7H15V8H16ZM22 7H24V6H22ZM38 7H39V6H38ZM64 7H65V6H64ZM64 7H63V8H64ZM95 7H96V6H95ZM138 7H139V6H138ZM156 7H157V6H156ZM177 7H178V6H177ZM189 7H190V6H189ZM201 7H199V8L201 9ZM215 7H216V6H215ZM219 7H218V5H217V7H216L217 10L219 9ZM246 7H247V6H246ZM246 7H245V8H246ZM249 7H250V6H249ZM43 8H44V6H43ZM73 8H74V7H73ZM154 8H152V9H154ZM166 8H167V7H166ZM227 8H228V4H227ZM234 8H235V7H234ZM262 8H263V7H262ZM17 9H18V8H17ZM65 9H66V7H65ZM81 9L83 10L84 8H81ZM86 9H87V8H86ZM90 9H91V8H89V10H90ZM92 9H93V7H92ZM167 9H168V8H167ZM173 9H174V8H173ZM173 9H171V10H173ZM180 9H182V7H181ZM186 9H185V10H186ZM210 9H211V8H210ZM220 9H222V8H220ZM220 9H219V10H220ZM223 9H224V8H223ZM223 9H222V11H223ZM229 9H230V8H229ZM0 10H1V9H0ZM23 10H24V8H23ZM61 10H62V9H61ZM73 10H74V9H73ZM73 10H72V11H73ZM79 10H80V9H79ZM158 10H160V8H159ZM161 10L163 11L164 8L162 7ZM161 10H160V11H161ZM168 10H169V9H168ZM168 10H167V12H168ZM183 10H184V9H183ZM188 10H189V9H188ZM202 10H203V8H202ZM206 10H207V9H206ZM224 10H225V9H224ZM253 10H255V8H254ZM253 10H252V11H253ZM256 10H257V9H256ZM4 11H5V10H4ZM4 11H2V12H4ZM9 11H10V10H9ZM17 11H18V10H16V12H17ZM24 11H25V10H24ZM40 11H41V10H40ZM80 11H81V10H80ZM95 11H96V10H95ZM132 11L134 12V10H132ZM147 11H149V10H147ZM151 11H152V10H151ZM154 11H156V9H154ZM176 11H178V10H176ZM189 11H190V10H189ZM189 11H188V13H189ZM194 11H195V9H194ZM196 11H197V10H196ZM200 11H201V10H200ZM208 11H209V10H208ZM208 11H206V12H208ZM213 11H214V10H213ZM250 11H251V9H250ZM252 11H251V12H252ZM11 12H12V11H10V13H11ZM58 12H60V11L58 10ZM84 12H85V10L83 11L82 14H84ZM86 12H87V11H86ZM93 12H94V10L92 11V13H93ZM156 12H157V11H156ZM173 12H174V11H173ZM202 12H203V11H202ZM202 12H201V13H202ZM225 12H227V10H226ZM229 12H230V11H229ZM229 12H228V13H229ZM241 12H242V11H241ZM263 12H264V11H263ZM0 13H1V11H0ZM4 13L7 15L9 12H8V13L4 12ZM23 13H24V12H23ZM68 13H70V10L68 11ZM68 13H67V14H68ZM71 13H72V12H71ZM75 13H76V11H75ZM87 13H88V12H87ZM87 13H85V14H87ZM98 13H99V12H98ZM98 13H97V14H98ZM147 13H149V12H147ZM158 13H159V12H158ZM180 13H181V11H180ZM198 13H199V11H198ZM221 13H222V12H221ZM221 13H220V14H221ZM235 13H236V12H235ZM238 13H239V12H238ZM13 14H14V13H13ZM13 14H12V15H13ZM21 14H22V13H21ZM67 14H66V15H67ZM77 14H78V11H77ZM153 14H154V13H153ZM167 14H168V13H167ZM184 14H186V13L184 12ZM213 14H214V13H213ZM213 14L210 13L208 19H210V21H212L213 23H215V22L213 21V20L215 19V18L213 19ZM216 14H219V11H218V13H216ZM250 14H251V13H250ZM1 15H2V13H1ZM6 15H4V17H6ZM8 15H10V14H8ZM15 15H16V14H15ZM43 15H44V14H43ZM58 15H60V14H58ZM90 15H92V14L90 13ZM95 15H96V13H95ZM146 15H148V14H146ZM149 15H150V14H149ZM151 15H152V13H151ZM151 15H150V16H151ZM171 15L173 16L172 13H171ZM182 15H183V14H182ZM182 15H181V17H182ZM207 15H208V14H207ZM223 15H224V14H223ZM227 15H228V14H227ZM230 15H231V14H230ZM74 16H75V15H74ZM80 16H81V15H80ZM153 16H156V13H155V15H153ZM158 16H160V14H159ZM162 16H163V15H162ZM162 16H161V17H162ZM219 16H220V15H218V18H219ZM221 16H222V15H221ZM234 16H235V15H234ZM239 16H240V14H239ZM2 17H3V16H2ZM2 17H1V19H4V18H2ZM17 17H18V16H17ZM77 17H78V16H77ZM86 17H87V16H86ZM90 17H91V16H90ZM92 17H93V16H92ZM131 17H132V16H131ZM146 17H147V16H146ZM161 17H159V18H160V19L164 18V17H162V18H161ZM176 17H177V15H176ZM199 17H200V15H199ZM201 17H203V16L201 15ZM215 17L217 18V16H215ZM12 18H13V17H12ZM25 18H26V20L30 19V15H26ZM55 18H56V17H55ZM60 18H61V17H60ZM60 18H59V19H60ZM64 18H65V17H64ZM74 18H75V17H74ZM74 18H73V19H74ZM81 18H83V17H81ZM88 18H89V16H88ZM97 18H98V17H97ZM153 18H154V17H153ZM203 18H204V17H203ZM205 18H207V16H206ZM220 18H222V17H220ZM237 18H238V17H237ZM239 18H240V17H239ZM239 18H238V21H237V22H239V20L241 19V18H240V19H239ZM1 19H0L1 22L3 21V22L6 23V20L4 21V20H1ZM6 19H7V17H6ZM8 19H10V18H8ZM15 19H16V17H15ZM21 19H22V18H21ZM21 19H20V21H21ZM91 19H92V18H90L88 21H90ZM128 19H129V17H128ZM132 19L134 20V17H133ZM135 19H136V18H135ZM160 19H159V20H160ZM171 19H172V17H171ZM175 19H176V18H175ZM177 19H178V18H177ZM208 19H207V20H208ZM38 20H39V19H38ZM47 20H49V19H47ZM65 20H67V18H65ZM65 20H64V21H65ZM81 20H82V19H81ZM97 20H98V19H97ZM136 20H137V19H136ZM155 20H158V18H157V19L155 18ZM162 20H164L165 23H166V21H167L168 19H167V20L162 19ZM169 20H170V19H169ZM198 20H199V19H198ZM204 20H205V19H204ZM204 20L202 19L203 22H204ZM69 21H70V19H69ZM83 21H84V20H83ZM88 21H87V23H88ZM100 21H101V20H100ZM126 21H127V20H126ZM151 21H152V20H151ZM173 21H174V19H173ZM218 21H219V20H218ZM1 22H0V25L2 24ZM10 22H11V21H10ZM45 22H46V21H45ZM60 22H61V21H60ZM84 22L86 23V21H84ZM84 22H82V23H84ZM90 22H91V21H90ZM90 22H89V23H90ZM121 22H122V21H121ZM123 22H124V21H123ZM130 22H132V21H130ZM135 22H136V21H135ZM138 22H139V21H138ZM148 22H150V21H148ZM153 22H154V21H153ZM156 22H157V23H160V21H156ZM203 22H202V23H203ZM220 22H221V21H220ZM223 22H224V21H223ZM255 22H257V20H255ZM5 23H3V24L5 25ZM94 23H95V22H94ZM113 23H114V22H113ZM136 23H137V22H136ZM136 23H135V25H138V23H137V24H136ZM151 23H152V22H151ZM205 23H206V22H205ZM224 23H225V22H224ZM224 23H222V24H224ZM233 23H234V22H233ZM235 23H236V21H235ZM9 24H10V23H9ZM50 24H51V23H50ZM58 24H59V23H58ZM67 24H68V23H67ZM92 24H93V22L91 23V25H92ZM108 24H109V23H108ZM133 24H134V23H133ZM147 24H148V23H147ZM167 24H168V26H167V29H166V33H167L168 38H170V37H173V36H174V32H173V30L170 29V27H169V23H167ZM179 24H180V23H179ZM199 24H200V23H199ZM206 24H207V23H206ZM206 24H205V25H206ZM209 24H210V23H209ZM222 24H221V25H222ZM13 25H14V24H13ZM55 25H56V24H55ZM60 25H61V24H60ZM89 25H90V24H89ZM109 25H110V24H109ZM127 25H128V24H127ZM145 25H146V24H145ZM154 25L156 26L157 24H155V22H154L153 26H154ZM159 25H161V24H159ZM172 25H173V24H172ZM172 25H171V26H172ZM181 25H182V24H181ZM207 25H208V24H207ZM219 25H220V24H219ZM224 25H227V24H224ZM236 25H237V23H236ZM53 26H54V24L52 25V27H53ZM64 26L66 27L65 24H64ZM69 26H70V25H69ZM84 26H85V25H84ZM122 26H123V24H122ZM140 26H141V25H140ZM147 26H148V25H147ZM162 26H163V25H162ZM198 26H199V25H198ZM0 27H2V26H0ZM4 27H5V26H4ZM4 27H3V28H4ZM8 27H10V26L8 25ZM17 27H18V25H17ZM55 27H56V26H55ZM57 27H58V26H57ZM79 27H81L80 24H79ZM79 27H78V28H79ZM119 27H120V26H119ZM125 27H126V26H125ZM136 27H137V26H135V28H136ZM150 27H152V24H151ZM156 27H157V26H156ZM156 27H155V28H156ZM178 27H179V26H178ZM207 27H208V26H207ZM218 27H219V26H218ZM231 27H232V26H231ZM231 27H230V28H231ZM239 27H240V25H239ZM242 27H243V26H242ZM257 27H258V26H257ZM10 28L13 29V26L10 27ZM34 28H35V26H34ZM58 28H60V27H58ZM61 28H62V27H61ZM61 28H60V29H61ZM67 28H68V27H67ZM78 28H77V29H78ZM138 28H139V27H138ZM148 28H149V27H148ZM153 28H154V27H153ZM162 28H164V27H162ZM182 28H183V26H182ZM186 28H187V27H186ZM215 28H217V27H215ZM221 28L223 29V27H221ZM221 28H220V29H221ZM50 29H51V28H50ZM55 29H56V28H55ZM92 29H94V28H92ZM109 29H110V28H109ZM145 29H146V27H145ZM151 29H152V28H151ZM151 29H149V30H151ZM157 29H158V28H157ZM173 29H175V28H173ZM176 29H177V28H176ZM189 29H190V28H189ZM203 29H204V28H203ZM203 29H201V30L204 31ZM211 29H212V28H211ZM258 29H259V28H258ZM258 29H256V30L258 31ZM1 30H2V29H1ZM1 30H0V32H2ZM6 30H7V29H6ZM17 30H18V28H17ZM51 30H52V32H53V29H51ZM63 30H64V29H63ZM71 30H72V28H71ZM83 30H84V29H83ZM83 30H82V34H83V32L85 31V30H84V31H83ZM86 30H87V29H86ZM124 30H125V29H124ZM139 30H140V29H139ZM142 30H144V29H142ZM160 30H161V28H160ZM160 30H159V31H160ZM180 30H181V29H180ZM206 30H207V29H206ZM236 30H237V29H236ZM47 31L49 32L50 30L48 29ZM56 31H57V30H56ZM65 31H66V30H65ZM77 31H78V30H77ZM77 31H74V32L76 33ZM144 31H145V30H144ZM144 31H143V32H144ZM153 31L155 32L154 29H153ZM157 31H158V30H157ZM161 31H162V30H161ZM164 31H165V30H164ZM185 31H186V30H185ZM190 31H191V29L189 30V32H190ZM210 31H212V30H210ZM214 31H215V30H214ZM214 31H213V32H214ZM219 31H220V30H219ZM241 31H242V30H241ZM260 31H261V30H260ZM263 31H264V30H263ZM42 32H43V29H42ZM78 32H80V31H78ZM97 32H98V31H97ZM128 32H129V31H128ZM141 32H142V31H141ZM146 32H147V31H146ZM151 32H152V31H151ZM189 32H188V33H189ZM191 32H192V31H191ZM191 32H190V35H191ZM193 32H194V31H193ZM197 32L199 33V30H198ZM204 32H205V31H204ZM220 32H222V30H221ZM5 33H6V32H5ZM16 33H17V32H16ZM61 33H62V32H61ZM63 33H64V32H63ZM129 33H130V32H129ZM176 33H177V31H176ZM194 33H195V32H194ZM201 33H202V32H201ZM207 33H209V32H207ZM210 33H211V32H210ZM229 33H230V31H229ZM257 33H258V32H257ZM259 33H260V32H259ZM259 33H258V34H259ZM2 34H4V32H3ZM52 34H53V33H52ZM76 34H77V33H76ZM82 34H81V36H84V35H82ZM86 34H88V31L86 32ZM91 34H92V32H91ZM97 34H98V33H97ZM99 34H100V33H99ZM140 34H141V33L139 32L138 35H140ZM148 34H149V33H148ZM148 34H146V36H147ZM152 34H153V32H152ZM159 34H161V33L159 32ZM203 34H204V33H202V35H203ZM219 34H220V33H219ZM224 34H225V33H224ZM232 34H233V33H232ZM9 35H11V34H9ZM54 35H56V34L54 33ZM63 35H65V34H63ZM63 35H62V36H63ZM74 35H75V34H73V36H74ZM77 35H78V34H77ZM89 35H90V34H89ZM144 35H145V34H144ZM144 35H143V36H144ZM154 35H155V34H154ZM156 35L158 36L157 33H156ZM162 35H163V34H162ZM162 35H161V36H162ZM177 35H178V33H177ZM190 35H189V36H190ZM194 35H195V34H194ZM204 35H205V34H204ZM206 35H208V34H206ZM206 35H205V36H206ZM210 35L213 36V34H210ZM225 35H226V34H225ZM78 36H79V35H78ZM90 36H92V35H90ZM146 36H145V38H146ZM148 36H149V35H148ZM152 36H153V35H152ZM157 36H154L153 38H155V37H157ZM161 36H160V37H161ZM185 36L187 37V34H186ZM189 36H188V39L192 40L191 38H189ZM196 36H197V35H196ZM198 36H199V35H198ZM205 36H204V37H205ZM212 36H211V40H212ZM214 36H215V32H214ZM11 37H12V36H11ZM50 37H51V36H50ZM56 37H57V36H56ZM60 37H61V36H60ZM66 37H69V35H68V36L66 35ZM76 37H77V36H76ZM86 37L88 38V35H87ZM149 37H150V36H149ZM160 37H159V38H160ZM190 37H192V36H190ZM194 37H195V36H194ZM202 37H203V36H201V38H202ZM204 37H203V38H204ZM209 37H210V36H208L207 38L209 39ZM53 38H54V36H53ZM69 38L71 39V37H69ZM72 38H73V37H72ZM77 38H78V37H77ZM81 38H82V37H81ZM81 38H80V39H81ZM87 38H86V39H87ZM91 38H92V37H90V39H91ZM140 38H141V37H140ZM140 38L137 37V39H140ZM179 38H181V37L179 36ZM192 38H193V37H192ZM197 38H198V37H197ZM199 38H200V37H199ZM201 38H200V39H201ZM207 38H206V39H207ZM217 38H218V37H217ZM221 38H223V37H221ZM232 38H233V37H232ZM248 38H249V37H248ZM261 38H264V37L261 36ZM261 38H260V40H261ZM9 39H10V38H9ZM12 39H13V38H12ZM60 39H61V38H60ZM66 39H67V38H66ZM78 39H79V38H78ZM142 39H143V38H142ZM156 39H157V38H156ZM160 39L163 40L162 37H161ZM181 39H182V41H183L184 39H185V41L188 40V39H186L185 37H184V38H181ZM204 39H205V38H204ZM206 39H205L204 41H206ZM208 39H207V40H208ZM257 39H259V37H258ZM2 40H3V39H2ZM2 40H1V41H2ZM46 40H47V39H46ZM62 40H63V39H62ZM64 40H65V39H64ZM64 40H63V42L65 43ZM68 40H69V39H68ZM73 40H74V39H73ZM73 40H72V41H73ZM84 40H85V38H84ZM91 40H92V39H91ZM96 40H97V39H96ZM101 40H102V39H101ZM151 40H152V39H151ZM179 40H180V39H179ZM209 40H210V39H209ZM216 40H217V39H216ZM260 40H259V41H260ZM262 40L264 41V39H262ZM5 41H6V40H5ZM72 41H71V42H72ZM80 41H81V40H80ZM97 41H98V40H97ZM125 41H126V40H125ZM135 41H136V40H135ZM142 41H143V40H142ZM148 41H150V40H148ZM153 41L155 42L154 39H153ZM193 41H195V39H194ZM201 41H202V40H201ZM217 41H218V40H217ZM259 41H258V42H259ZM10 42H11V41H9L8 44H9ZM78 42H79V40H78ZM94 42H95V41H94ZM104 42H106V41H104ZM128 42H129V41H128ZM145 42L147 43V41H145ZM165 42H166V41H165ZM186 42H187V41H186ZM198 42H199V40H198ZM207 42H208V41H207ZM212 42H213V41H212ZM261 42H262V41H261ZM1 43H2V42H1ZM5 43H6V42H5ZM5 43H4V44H5ZM64 43H63V44H64ZM69 43H70V42H69ZM95 43H96V42H95ZM108 43H110V42H108ZM126 43H127V42H126ZM140 43H142V42H140ZM148 43H150V42H148ZM148 43H147V44H148ZM151 43H153V42H151ZM157 43H159V40H158V39H157ZM157 43H156V46H158ZM193 43H194V42H193ZM217 43H218V42H217ZM248 43H249V42H248ZM256 43H257V42H256ZM2 44H3V43H2ZM43 44H44V43H43ZM48 44H49V43H48ZM63 44H62V45H63ZM92 44H93V43H92ZM92 44H91V45H92ZM143 44H144V42H143ZM154 44H155V43H154ZM164 44H165V43H164ZM168 44H169V42H168ZM171 44H172V43H171ZM200 44H203V41H202V43H200ZM200 44H199V45H200ZM209 44H210V45H208V43L206 44V42H205V45H208V46H211L213 43H209ZM253 44H254V43H253ZM67 45H69V44L67 43ZM88 45H89V43H88ZM93 45H94V44H93ZM93 45H92L91 47H93ZM95 45H97V43H96ZM141 45H142V44H141ZM188 45H189V44H188ZM199 45H198V46H199ZM203 45H204V44H203ZM213 45H214V44H213ZM261 45H262V44H261ZM261 45H259V47H260ZM20 46H21V45H20ZM84 46H85V45H84ZM84 46H83V47H84ZM127 46H128V45H127ZM145 46H146V44H145ZM150 46H152V45H149V46H147V47H150ZM156 46H155V47H156ZM189 46H190V45H189ZM225 46H226V45H225ZM72 47H73V46H72ZM75 47H76V44H75ZM142 47H143V45H142ZM177 47H178V46H177ZM190 47H191V46H190ZM200 47H201V45H200ZM17 48H18V49H22V47H17ZM65 48H66V47H65ZM73 48H74V47H73ZM112 48H113V46H112ZM144 48H145V47H144ZM156 48H157V47H156ZM175 48H176V47H175ZM188 48H189V47H188ZM188 48H187V49H188ZM212 48H213V46H211V50H212ZM223 48H224V47H223ZM0 49H1V48H0ZM70 49H71V48H70ZM90 49H91V48H90ZM131 49H132V48H131ZM149 49H150V48H149ZM160 49H161V48H159V50H160ZM179 49H180V48H179ZM182 49H183V48H182ZM191 49H192V48H191ZM195 49H196V48H195ZM198 49H199V47H198ZM204 49H205V47H204ZM262 49H263V48H262ZM51 50H52V49H51ZM63 50H64V49H63ZM63 50H62V51H63ZM73 50H74V49H73ZM83 50H84V49H83ZM88 50H89V48H88ZM88 50H87V51H88ZM91 50H92V49H91ZM118 50H120V49H118ZM128 50H130V48H129ZM133 50H134V48H133ZM145 50H146V48H145ZM150 50H151V49H150ZM153 50H154V49H153ZM188 50H189V49H188ZM199 50H200V49H199ZM199 50H198V51H199ZM202 50H203V47H202ZM208 50H209V49H208ZM208 50H207V52H208ZM221 50H222V49H221ZM234 50H235V49H234ZM259 50H260V49H259ZM0 51H1V50H0ZM60 51H61V50H60ZM74 51H75V50H74ZM81 51H82V50H81ZM103 51H104V49H103ZM131 51H132V50H131ZM135 51H136V48H135ZM135 51H134V52H135ZM139 51H140V50H139ZM147 51H148V49L146 50L145 53H147ZM182 51H183V50H182ZM209 51H210V50H209ZM212 51H213V50H212ZM212 51H210V52H212ZM253 51H254V50H253ZM253 51H252V52H253ZM260 51H261V50H260ZM10 52H11V51H10ZM55 52H56V51H55ZM70 52H71V51H70ZM82 52H83V51H82ZM84 52H85V50H84ZM106 52H107V50H106ZM136 52H137V51H136ZM157 52H159V51H157ZM175 52H177V51H175ZM203 52H204V50H203ZM229 52H230V51H229ZM235 52H236V51H235ZM254 52H255V51H254ZM31 53H32V52H31ZM85 53H86V52H85ZM96 53H97V52H96ZM108 53H109V52H108ZM140 53H142V52L140 51ZM140 53H139V54H140ZM199 53H200V51L198 52V54H199ZM213 53H215V52H213ZM213 53H212V54H213ZM219 53H220V51H219ZM221 53H223V52H221ZM227 53H228V52H227ZM248 53H249V52H248ZM2 54H3V53H2ZM10 54H11V53H10ZM79 54H80V53H79ZM132 54H133V53H132ZM135 54H136V53H135ZM137 54H138V53H137ZM137 54H136V55H137ZM189 54H190V51H189ZM189 54H188V55H189ZM205 54H207V53L204 52V56H203L202 54L199 55V56H201V58H202V57H203V58H204V57L208 58L209 56H206ZM209 54H210V53H209ZM216 54H217V52H216ZM223 54H224V53H223ZM246 54H247V53H246ZM252 54H253V53H252ZM254 54H255V53H254ZM254 54H253V55H254ZM59 55H60V54H59ZM70 55H71V54H70ZM85 55H86V54H84V56H85ZM91 55H93V54H91ZM108 55H109V54H108ZM123 55H124V54H123ZM156 55H157V54H156ZM161 55H162V54H161ZM181 55H182V54H181ZM186 55H187V54H186ZM9 56H10V55H9ZM43 56H44V55H43ZM63 56H64V55H63ZM88 56H90V54H89ZM128 56H129V55H128ZM132 56H133V55H132ZM140 56H142V55H140ZM175 56H176V55H175ZM195 56H196V55H195ZM195 56H194V57H195ZM211 56H212V58H213V55H211ZM218 56H220V54H218ZM221 56H222V55H221ZM232 56H233V55H232ZM248 56H249V55H248ZM91 57H92V56H91ZM93 57H94V56H93ZM179 57H180V56H179ZM194 57H192V58H194ZM197 57H198V55H197ZM224 57H225V56H224ZM23 58H24V56H23ZM59 58H60V57H59ZM80 58H81V57H80ZM128 58H129V57H128ZM132 58H133V57H132ZM134 58H135V57H134ZM137 58H139V57L137 56ZM151 58H154V57H152V55H151ZM182 58H183V57H182ZM206 58H205V59H206ZM215 58H216V57H215ZM217 58H218V57H217ZM231 58H232V57H231ZM89 59H90V58H89ZM89 59H88V60H89ZM170 59H171V58H170ZM178 59H179V58H178ZM197 59H198V58H197ZM197 59H196V60H197ZM22 60H23V59H22ZM22 60H21V61H22ZM83 60H84V59H83ZM113 60H114V59H113ZM125 60H126V59H125ZM134 60H135V59H134ZM134 60H133V61H134ZM139 60H140V59H139ZM196 60H195V62H196ZM210 60H211V59H210ZM215 60H216V59H215ZM248 60H249V58H248ZM252 60H253V59H252ZM128 61H129V60H128ZM131 61H132V60H131ZM137 61H138V59H137ZM169 61H170V60H169ZM192 61H193V60H192ZM200 61H202V59H201ZM205 61H207V60H205ZM205 61H204V62H205ZM212 61H213V60H212ZM217 61H218V60H217ZM219 61H220V60H219ZM223 61H224V60H223ZM254 61H255V60H254ZM22 62H23V61H22ZM24 62H25V60H24ZM57 62H58V61H57ZM77 62H78V61H77ZM87 62H88V61H87ZM103 62H104V61H103ZM142 62H143V61H142ZM208 62H209V59H208ZM210 62H211V61H210ZM250 62H251V61H250ZM255 62H256V61H255ZM263 62H264V61H263ZM263 62H262V63H263ZM112 63H113V62H112ZM122 63H123V62H122ZM133 63L137 64V63H136V60H135V62H133ZM144 63H145V62H144ZM199 63H200V62H199ZM199 63H198V64H199ZM217 63H218V62H217ZM217 63H216V64H217ZM226 63H227V62H226ZM256 63H258V61H257ZM22 64H23V67L21 66V71H20V73H19V77H20L21 79H24V78L26 77V72H28L27 69H29V68H28V66H25V67H26V70L23 69V68H24V63H22ZM81 64H83V63H81ZM130 64L132 65V68H133L134 65L132 64V62H131ZM155 64H156V63H155ZM158 64H159V63H158ZM196 64H197V63H196ZM200 64H201V63H200ZM200 64L197 65V67H200ZM258 64H259V63H258ZM127 65H129V64H127ZM140 65H141V64H140ZM156 65H157V64H156ZM156 65H155V66H156ZM172 65H173V64H172ZM175 65H176V64H175ZM193 65H194V64H193ZM221 65H222V64H221ZM238 65H239V64H238ZM63 66H64V65H63ZM157 66H158V65H157ZM157 66H156V67H157ZM208 66H209V65H208ZM223 66H224V65H223ZM236 66H237V65H236ZM252 66H253V65H252ZM262 66H264V65H262ZM113 67H114V66H113ZM115 67H116V66H115ZM125 67H126V66H125ZM137 67H138V64H137ZM139 67L141 68V66H139ZM164 67H165V66H164ZM170 67H171V66H170ZM174 67H175V66H174ZM176 67H177V66H176ZM191 67H192V65H191ZM193 67H194V66H193ZM214 67H215V65H214ZM218 67H219V66H218ZM220 67H222V66H220ZM241 67H242V66H241ZM247 67H248V66H247ZM257 67H259V66L256 64L255 68H257ZM91 68H92V67H91ZM99 68H100V66H99ZM122 68H123V67H122ZM140 68H139V70H140ZM195 68H196V67H195ZM201 68H203V67H200V73H202ZM206 68H207V66L205 67V69H206ZM225 68H226V67H225ZM242 68H243V67H242ZM242 68H241V69H242ZM114 69H115V68H114ZM141 69H142V68H141ZM162 69H163V68H161V70H162ZM164 69H165V68H164ZM190 69L192 70V68H190ZM207 69H208V68H207ZM213 69H214V68H213ZM213 69H212V70H213ZM217 69H218V68H217ZM257 69H258V68H257ZM16 70H17V69H16ZM86 70H88V69H86ZM86 70H85V71H86ZM124 70H125V69H124ZM131 70H132V69H131ZM134 70H135V69H134ZM137 70H138V69H137ZM157 70H158V69H157ZM197 70L199 71V68L196 69V70H193V74H194L193 76H194V77H195V75H196V74H195V71H196V73H197ZM203 70H204V68H203ZM212 70H211V71H212ZM220 70H221V69H220ZM60 71H61V70H60ZM60 71H58V73H60ZM165 71H166V69H165ZM213 71H214V70H213ZM217 71H218V70H217ZM249 71H250V69H249ZM252 71H253V70H252ZM252 71H250V72H252ZM254 71L256 72V70H254ZM18 72H19V71H18ZM122 72H123V70H122ZM132 72H133V70H132ZM137 72H139V71H137ZM141 72H143V69H142V71H140L139 73H141ZM157 72H158V71H157ZM159 72H160V71H159ZM159 72H158V73H159ZM190 72H191V71H190ZM203 72H204V71H203ZM205 72H207V71H205ZM205 72H204V73H205ZM240 72H241V71H240ZM8 73L10 74V72H8ZM126 73H129V74H130V71L125 72V74H124L125 76H126ZM134 73H135V72H134ZM164 73H166V72H164ZM164 73L161 72L160 74H163V75H164ZM170 73H171V72H170ZM213 73H214V72H212V74H213ZM218 73H220V74H221V73L226 74V71H222V72H218ZM80 74H81V73H80ZM119 74H120V72H119ZM119 74H118V75H119ZM137 74H138V73H137ZM175 74H176V73H175ZM35 75H36V74H35ZM94 75H95V74H94ZM94 75H92V76H94ZM131 75H132V74H131ZM138 75H139V74H138ZM138 75H137V76H138ZM140 75H141V74H140ZM166 75H167V73H166ZM171 75H172V74H171ZM179 75H180V74H179ZM189 75H190V73H189ZM218 75H219V74H217V76H218ZM128 76H129V75H128ZM128 76H127V77H128ZM142 76H143V75H142ZM193 76H192V78H193ZM196 76H197V75H196ZM198 76H199V75H198ZM201 76H203V75L201 74ZM205 76H206V75H205ZM229 76H230V74H229ZM10 77H11V74H10ZM58 77H59V76H58ZM83 77H84V76H83ZM90 77H91V75H90ZM107 77H108V76H107ZM143 77H144V76H143ZM161 77H162V76H161ZM163 77H165V76H163ZM163 77H162V78H163ZM167 77L169 78V76H167ZM185 77H186V76H185ZM207 77H209V76H207ZM207 77H206V78H207ZM211 77H212V76H211ZM213 77H216V76H214V74H213ZM219 77H220V76H219ZM219 77H218V78H219ZM260 77H261V76H260ZM27 78H28V77H27ZM29 78H30V77H29ZM136 78H137V77H136ZM139 78H140V77H139ZM141 78H142V77H141ZM176 78H177V77H176ZM199 78H200V77H199ZM203 78H205V77H203ZM203 78H202L201 80H203ZM206 78L204 79V81L206 80ZM255 78H256V77H255ZM0 79H3L2 82H3L5 85L8 84V82H7V74L4 73V71L2 70V68H0ZM16 79H17V78H16ZM30 79H31V78H30ZM30 79H27V82H29ZM32 79H33V80L30 82L31 85H32V86H36V85H38V83H39V82H38V81H39V78L35 76V78H32ZM90 79H91V78H90ZM94 79H95V77H94ZM132 79H133V78H132ZM142 79H143V78H142ZM144 79H145V78H144ZM144 79H143V80H144ZM193 79H194V78H193ZM195 79H196V77H195ZM207 79H208V78H207ZM223 79H224V78H223ZM256 79H260V78L257 77ZM51 80H52V79H51ZM88 80H89V79H88ZM125 80H126V79H125ZM125 80H124V81H125ZM162 80H163V79H162ZM188 80H189V79H188ZM198 80H199V79H198ZM208 80H209V79H208ZM221 80H222V79H221ZM224 80H225V79H224ZM120 81H121V80H120ZM133 81H134V80H133ZM137 81H138V80H137ZM137 81H136V82H137ZM140 81H141V80H140ZM163 81H164V80H163ZM191 81H192V80H191ZM193 81H194V80H193ZM195 81H196V80H195ZM211 81L214 82L215 79L213 80V79L211 78ZM216 81H217V79H216ZM229 81H230V80H229ZM252 81H253V80H252ZM257 81H258V80H257ZM19 82H20V81H19ZM66 82H67V81H66ZM114 82H117V81H114ZM159 82H161V81H159ZM159 82H157V83H159ZM165 82H166V81H165ZM189 82H190V81H189ZM198 82H199V81H198ZM208 82H209V81H208ZM255 82H256V81H255ZM110 83H111V82H110ZM126 83H127V82H126ZM132 83H133V82H132ZM140 83H141V82H140ZM200 83H201V82H200ZM210 83H211V82H210ZM210 83H207V82H206V85H207V84L209 85ZM218 83H220V82L218 81ZM227 83H228V82H227ZM229 83H230V82H229ZM257 83H258V82H257ZM119 84H122V83H119ZM127 84H128V83H127ZM142 84H143V83H142ZM144 84H145V82H144ZM147 84H148V83H147ZM160 84H162V83H160ZM203 84H204V82H203L202 84H200V85L202 86ZM211 84H214V83H211ZM216 84H217V83H216ZM251 84H252V83H251ZM253 84H254V83H253ZM260 84H261V81H260ZM130 85H133V84H130ZM135 85H136V84H135ZM153 85H154V84H153ZM155 85H156V84H155ZM155 85H154V86H155ZM157 85H158V84H157ZM165 85H166V84H165ZM196 85H197V84H196ZM200 85H199V86H200ZM206 85H205V86H206ZM208 85H207V86H208ZM218 85H219V84H218ZM263 85H264V83H263ZM263 85H261V86H263ZM59 86H60V85H59ZM94 86H95V85H94ZM114 86H115V85H114ZM114 86H113V87H114ZM141 86L143 87V85H141ZM159 86H160V85H159ZM166 86H167V85H166ZM207 86H206V87H207ZM210 86H212V85H209V88H210ZM215 86H216V85H215ZM261 86H260V88H261ZM103 87H104V85H103ZM118 87H119V86H118ZM122 87H123V84H122ZM122 87H120V88H122ZM134 87H135V86H134ZM160 87H161V86H160ZM193 87H194V86H193ZM212 87H213V86H212ZM212 87H211V88H212ZM230 87H231V86H230ZM256 87H258V86L256 85ZM115 88H116V87H115ZM115 88H114V89H115ZM146 88H147V90L149 89L148 87H146ZM157 88H158V87H157ZM161 88H162V87H161ZM161 88H160V89H161ZM170 88H171V87H170ZM170 88H169V89H170ZM188 88H189V87H188ZM197 88H198V87H197ZM201 88H202V87H201ZM220 88H221V87H220ZM240 88H241V87H240ZM77 89H78V88H77ZM77 89H76V90H77ZM107 89H108V88H107ZM107 89H106V90H107ZM116 89H118V88H116ZM126 89H127V88H126ZM132 89H133V88H132ZM135 89H136V88H135ZM135 89H134V91H136ZM137 89H138V88H137ZM142 89H143V88H142ZM198 89H199V88H198ZM204 89H206V88H203V90H204ZM250 89H251V88H250ZM262 89H263V88H262ZM262 89H260V90H262ZM16 90H17V89H16ZM35 90H36V89H35ZM103 90H104V89H103ZM112 90H113V89H111V91H112ZM143 90H145V89H143ZM143 90H140V91H143ZM147 90H146V93H147ZM150 90H151V89H150ZM150 90H149V91H150ZM153 90H154V89H153ZM199 90H200V89H199ZM206 90H207V89H206ZM211 90H212V89H211ZM257 90H258V88H257ZM83 91H84V93H85V96L88 98L89 105H90V101H91V103H92L94 106H97V104H96V103H97V101H96L97 99L95 100V92H94V91H90V84H87V85L83 88ZM108 91H110V90H108ZM117 91H118V90H117ZM121 91H123V90H121ZM126 91H128V90H126ZM155 91H156V90H155ZM158 91H159V90L157 89V92H158ZM162 91H163V90H162ZM170 91H171V89H170ZM191 91H192V90H191ZM246 91H247V90H246ZM251 91H253V89H252ZM258 91H259V90H258ZM262 91L264 92V89H263ZM10 92H11V91H10ZM37 92H39V91H37ZM114 92H116V91H114ZM136 92H137V91H136ZM143 92H144V91H143ZM151 92H153V91H151ZM189 92H190V91H189ZM200 92H201V91H200ZM202 92H205V90L202 91ZM219 92H220V91H219ZM62 93H63V92H62ZM100 93H101V91H100ZM116 93H117V92H116ZM133 93H135V92H133ZM140 93H141V92H140ZM153 93H154V92H153ZM194 93H195V91H194ZM198 93H199V92H198ZM207 93H208V92H207ZM209 93H210V92H209ZM211 93H212V92H211ZM223 93H224V92H223ZM235 93H236V92H235ZM235 93H234V94H235ZM250 93H251V96L254 94V93L252 94V92H249V95H250ZM255 93H256V92H255ZM10 94H11V93H10ZM35 94H36V93H35ZM102 94H103V91H102ZM108 94H109V93H108ZM138 94H139V93H138ZM148 94L150 95L149 92H148ZM154 94H156V93H154ZM160 94H161V91L159 92V96H160ZM185 94H186V93H185ZM200 94H201V93H200ZM212 94H213V93H212ZM256 94H257V93H256ZM256 94H255V95H256ZM258 94H259V93H258ZM16 95H17V94H16ZM61 95H62V94H61ZM90 95H91V97H90ZM116 95H117V94H116ZM118 95H119V94H118ZM125 95H126V93H125ZM151 95H153V94H151ZM156 95H157V94H156ZM156 95H155V96H156ZM196 95H197V93L195 94V96H196ZM204 95H205V94H204ZM210 95H211V94H210ZM213 95H214V94H213ZM255 95H254V96H255ZM260 95H261V94H260ZM263 95H264V94H263ZM9 96H10V95H9ZM36 96H38V95H36ZM85 96H84V97H85ZM111 96H113V95H111ZM130 96H132V93L130 94ZM130 96H129V97H130ZM134 96H135V94H134ZM134 96H132V97H134ZM142 96H143V95H142ZM185 96H186V95H185ZM192 96L194 97V95H192ZM192 96H191V98H192ZM198 96H199V94H198ZM198 96H197V97H198ZM206 96H207V95H206ZM211 96H212V95H211ZM211 96L208 97V98H211ZM10 97H11V96H10ZM64 97H65V96H64ZM74 97H76V96H74ZM101 97H102V96H101ZM101 97H100V98H101ZM123 97H124V96H123ZM136 97H137V95H136ZM147 97H148V96H147ZM151 97L154 98L153 96H151ZM165 97H166V96H165ZM168 97H169V96H168ZM186 97H187V96H186ZM199 97H200V96H199ZM202 97H205V96H202ZM214 97H215V96H214ZM261 97H262V96H261ZM261 97H260V98H261ZM103 98H104V95H103ZM110 98H111V97H110ZM118 98H119V96H118ZM155 98H156V97H155ZM194 98H195V97H194ZM200 98H201V97H200ZM246 98H247V96H246ZM251 98H252V97H251ZM251 98H250V99H251ZM256 98H257V97H256ZM111 99H112V98H111ZM113 99H114V98H113ZM115 99H116V98H115ZM132 99H133V98H132ZM156 99H157V98H156ZM179 99H180V98H179ZM188 99H189V98H188ZM202 99H204V98H201V101H202ZM206 99H207V98H205V100H206ZM214 99H215V98H214ZM214 99H213V103L215 102ZM253 99H254V98H253ZM257 99H258V101L260 102L259 98H257ZM257 99H254V100H257ZM105 100H107V99L105 98ZM108 100H109V103H111V105H114V104H113L114 102L112 103V102H110V99H108ZM133 100H134V99H133ZM147 100H148V99H147ZM167 100H168V99H167ZM190 100H191V99H190ZM194 100H195V99H194ZM196 100H199V101H200V99H197V98H196ZM196 100H195V101H196ZM220 100H221V99H220ZM251 100H252V99H251ZM254 100H253V101H254ZM9 101H10V100H9ZM102 101H103V100L98 101V102H102ZM117 101H118V100H117ZM117 101H115V102H117ZM120 101H121V100H120ZM163 101H164V100H163ZM173 101H174V100H173ZM201 101H200V102H201ZM253 101H252V102H253ZM62 102H63V101H62ZM122 102H124V100H122ZM133 102H134V101H133ZM154 102H156V101L154 100ZM154 102H153V103H154ZM158 102H159V101H157V103H158ZM193 102H194V101H193ZM210 102H211V99H210ZM219 102H220V101H219ZM246 102H247V101H246ZM259 102H258V103H259ZM63 103H64V102H63ZM68 103H69V102H68ZM106 103H107V101H106ZM124 103H125V102H124ZM124 103H123V104H124ZM160 103H161V102H160ZM169 103H171V101H170ZM182 103H183V102H182ZM184 103H185V102H184ZM189 103H190V102H189ZM189 103H187V104H189ZM196 103H197V102H196ZM201 103H202V102H201ZM203 103H204V102H203ZM205 103H206V102H205ZM220 103H221V102H220ZM258 103H257V104H258ZM98 104H99V103H98ZM102 104H103V103H102ZM129 104H130V103H129ZM129 104H128V105H129ZM134 104H135V103H134ZM154 104H155V103H154ZM154 104H153V105H154ZM165 104H166V103H165ZM172 104H173V103H172ZM185 104H186V103H185ZM199 104H200V103H199ZM199 104H197V105H199ZM207 104H208V102H207ZM209 104H210V103H209ZM216 104H217V103H216ZM246 104H247V103H246ZM37 105H38V103H37ZM111 105H109V106H111ZM119 105H120V104H119ZM153 105L151 104V106H153ZM167 105H168V104H167ZM179 105H180V104H179ZM191 105H192V104H191ZM204 105H205V104H203V106H204ZM106 106H107V104H106ZM136 106H137V105H136ZM154 106H155V105H154ZM160 106L163 107L164 105L162 106V104H159V106H157V107H160ZM175 106H176V105H175ZM200 106H202V105H200ZM205 106H206V105H205ZM205 106H204V107H205ZM211 106H212V104H211ZM214 106H215V104H214ZM217 106H218V105H217ZM256 106H258V105H256ZM256 106H253V107L257 108ZM123 107H124V106H123ZM167 107H169V106H167ZM184 107H185V106H184ZM219 107H220V106H219ZM258 107H259V106H258ZM38 108H39V110H38V114H39V113L41 114V113L44 111V109L41 108V106L38 107ZM100 108H101V107H100ZM106 108H107V107H106ZM106 108H105V109H106ZM109 108H110V107H109ZM112 108H113V106H112ZM114 108H116V107L114 106ZM165 108H166V107H165ZM202 108H203V107H202ZM215 108H218V107H215ZM215 108H214V110H215ZM238 108H241V107H238ZM244 108H245V106H244ZM246 108H247V109H250V107H249V108L246 107ZM259 108H260V107H259ZM262 108H264V105H263ZM86 109H87V108H86ZM102 109H103V108H102ZM105 109H103V111H104ZM118 109H120V107H119ZM124 109H125V108H124ZM126 109H128V108H126ZM131 109H133V107H131ZM136 109H137V108H136ZM138 109H139V108H138ZM157 109H158V108H157ZM167 109H168V108H167ZM184 109H185V108H184ZM203 109H204V108H203ZM20 110H21V109H20ZM88 110H89V109H88ZM100 110H101V109H100ZM116 110H117V108H116ZM134 110H135V107H134ZM134 110H133V111H134ZM169 110H170V107H169ZM169 110H168V111H169ZM171 110H172V105H171ZM171 110H170L169 112H171ZM189 110H190V109H189ZM194 110H195V108H194ZM197 110H198V109H197ZM204 110H205V109H204ZM210 110H211V107H210ZM210 110H207V107H206V111H207V112H209ZM216 110H217V109H216ZM245 110H246V109H245ZM9 111H10V109H9ZM72 111H73V110H72ZM86 111H87V110H86ZM86 111H85V113L88 114V112H86ZM103 111H102V112H103ZM106 111H107V110H105V112H106ZM110 111H111V110H110ZM121 111H122V108H121ZM129 111H130V109H129ZM155 111H157V110L155 109ZM161 111H162V110H161ZM165 111H166V110H165ZM191 111H192V110H191ZM195 111H196V110H195ZM212 111H213V110H212ZM219 111H220V110H219ZM219 111H218V113H219ZM246 111H247V110H246ZM251 111H252V110H251ZM259 111H260V110H259ZM261 111H262V109H261ZM60 112H61V111H60ZM81 112H84V111L82 110ZM90 112H93V111H90ZM108 112H109V110H108ZM112 112H113V109H112ZM117 112H118V111H117ZM126 112H127V111H126ZM158 112H159V111H158ZM192 112H193V115H197L196 113H194V111H192ZM199 112H202V110H201V111L199 110ZM199 112H198V113H199ZM228 112H229V110H228ZM242 112H243V111H242ZM242 112H237V111H236V113H239V114L242 113ZM247 112H248V111H247ZM247 112H245V115H247V114H246ZM253 112H254V110H253ZM255 112L257 113L258 111L255 110ZM76 113H77V112H76ZM78 113H79V112H78ZM93 113H94V112H93ZM130 113H131V112H130ZM130 113H129V114H130ZM134 113L136 114V112H134ZM134 113H133V114H134ZM148 113H149V112H148ZM159 113H160V112H159ZM165 113H167V112H164V114H165ZM172 113H173V112H172ZM184 113H185V111H184ZM187 113H188V111H187ZM202 113H203V112H202ZM204 113H205V112H204ZM256 113H255V116H256ZM262 113H264V112L262 111ZM262 113H261V114H262ZM43 114H45V113H43ZM43 114H42V115H43ZM52 114H53V113H52ZM64 114H65V113H64ZM91 114H92V113H91ZM95 114H96V113H95ZM101 114H102V113H101ZM101 114H100V115H101ZM106 114H107V113H106ZM108 114H109V113H108ZM111 114H112V113H111ZM111 114H109V116H110ZM125 114H127V113H124V115H125ZM138 114H139V113H138ZM155 114H156V113H154V115H155ZM162 114H163V112H162ZM162 114H161V115H162ZM180 114H181V113H180ZM207 114H208V113H207ZM207 114H206V117H207ZM211 114H212V113H211ZM213 114H214V112H213ZM243 114H244V113H243ZM250 114H251V113H250ZM252 114H254V113H252ZM81 115H82V114H81ZM84 115H85V114H84ZM102 115H103V114H102ZM118 115H119V114H118ZM122 115H123V114H122ZM149 115H150V114H149ZM156 115L158 116V113H157ZM156 115H155V116H156ZM169 115H171V113H170ZM173 115H174V114H173ZM173 115H172V116H173ZM186 115H187V114H186ZM201 115H202V114H201ZM209 115H210V112H209ZM240 115H241V114H240ZM240 115H239V116H240ZM92 116H93V115H92ZM98 116H99V115H98ZM105 116H106V115H105ZM107 116H108V115H107ZM111 116H112V115H111ZM111 116H110V117H111ZM114 116H115V114H114ZM114 116H113V117H114ZM131 116H133V115L131 114ZM134 116H135V115H134ZM134 116H133V117H134ZM152 116H153V115H152ZM159 116H160V115H159ZM199 116H200V113H199ZM203 116H204V115H203ZM203 116H202V117H203ZM212 116H213V115H212ZM212 116H211V117H212ZM214 116H218L217 112L215 113ZM214 116L212 117L213 119L216 118V117H214ZM241 116H242V115H241ZM253 116H254V115H253ZM258 116H261V115L259 114ZM37 117H39V115H38ZM37 117H36V120L38 119ZM42 117H43V116H42ZM75 117H77V116H74V118H75ZM80 117H81V116L79 115V118H80ZM86 117H87V119H88V116H86ZM86 117H85V119H86ZM89 117H91V116H89ZM99 117H100V116H99ZM118 117H119V116H118ZM120 117H122V116H120ZM133 117H132V118H133ZM135 117H138V115L135 116ZM168 117H169V116H168ZM188 117H189V115H188ZM228 117H229V116H228ZM242 117H244V116H242ZM245 117H246V116H245ZM71 118H72V117H71ZM71 118H70V119H71ZM74 118H73V119H74ZM91 118H92V117H91ZM144 118H145V117H144ZM147 118H149V117H147ZM156 118H157V117H156ZM156 118H155V119H156ZM159 118H160V117H159ZM183 118H184V117H183ZM197 118H198V117H197ZM217 118H218V117H217ZM239 118H240V117H239ZM251 118H252V116H251ZM254 118H255V117H254ZM75 119H76V118H75ZM77 119H78V118H77ZM80 119H81V118H80ZM80 119H79V120H80ZM89 119H90V118H89ZM92 119H93V118H92ZM112 119H113V118H112ZM112 119L110 118V120H112ZM119 119H121V118H119ZM130 119H131V118L129 117V123H130ZM164 119H165V118H164ZM180 119H181V117H180ZM194 119H195V118H194ZM199 119H200V118H199ZM202 119H203V118H201V120H202ZM206 119H207V118H206ZM208 119H209V118H208ZM225 119H226V118H225ZM252 119H253V118H252ZM255 119H256V118H255ZM255 119H254V120H255ZM259 119H260V118H259ZM261 119H262V117H261ZM42 120H43V118H42ZM99 120H100V119H99ZM116 120H117V119H116ZM125 120H126V119H125ZM127 120H128V119H127ZM140 120H141V118H140ZM147 120H148V119H147ZM157 120H158V119H157ZM182 120H184V119H182ZM185 120H186V118H185ZM185 120H184V121H185ZM187 120H188V118H187ZM190 120H191V119H190ZM190 120H189V122H190ZM197 120H198V119H197ZM203 120H205V116H204V119H203ZM203 120H202V121H203ZM209 120H212V119H209ZM217 120H218V119H217ZM217 120H216V121H217ZM240 120H241V119H239L237 122L239 123ZM242 120H243V118H242ZM262 120H264V118H263ZM90 121H91V120H90ZM158 121H160V120H158ZM214 121H215V120H214ZM216 121H215V123H216ZM256 121H258V120H256ZM70 122H73V121H70ZM70 122H69V123H70ZM88 122H89V121L87 120V123H88ZM120 122H121V121H120ZM120 122H119V123H120ZM122 122H124V123L127 122V123H128V121L125 122V121H123V120H122ZM142 122H143V121H142ZM185 122H186V121H185ZM196 122H197V121H196ZM196 122H195V123H196ZM206 122H207V120H206ZM260 122L262 123V121L259 120V124H260ZM85 123H86V120H85ZM91 123H92V122H91ZM107 123H108V122H107ZM111 123H112V122H111ZM127 123H126V124H127ZM203 123H204V122H203ZM208 123H209V122H208ZM212 123H213V122H212ZM227 123H229V122H227ZM257 123H258V122H257ZM114 124H115V121H114ZM120 124H122V123H120ZM130 124H131V123H130ZM130 124H129V125H130ZM153 124H154V122H153ZM159 124H160V122H159ZM170 124H171V123H170ZM185 124H186V123H185ZM185 124H184V125H185ZM245 124H246V123H245ZM259 124H258V125H259ZM33 125H36V124H33ZM33 125H31V126H33ZM85 125H86V124H85ZM88 125H89V124H88ZM109 125H110V123L108 124V127H109ZM145 125H146V124H145ZM165 125H166V124H165ZM167 125H168V123H167ZM179 125H180V123H179ZM196 125H197V124H196ZM196 125H195V126H196ZM203 125H204V124H203ZM213 125H214V123H213ZM225 125H226V124H225ZM228 125H229V124H228ZM13 126H14V125H13ZM71 126H72V123H71ZM90 126H91V125H90ZM106 126H107V125H106ZM118 126H119V125H118ZM126 126H128V125H126ZM134 126H135V124H134ZM142 126H144V124H142ZM185 126H186V125H185ZM198 126H199V125H198ZM209 126H210V125H209ZM215 126H217V125L215 124ZM215 126H214V127H215ZM240 126H241V125H240ZM259 126H260V125H259ZM9 127H10V126H9ZM103 127H104V126H103ZM108 127H107V128H108ZM123 127H125V126H123ZM132 127H133V126H132ZM199 127H200V126H199ZM199 127H195V128L198 129ZM212 127H213V126H212ZM263 127H264V125L262 126V128H263ZM110 128H111V126H110ZM129 128H130V126H129ZM129 128H128V129H129ZM156 128H157V127H156ZM183 128H184V127H183ZM193 128H194V126H193ZM195 128H194V130H195ZM252 128H253V127H252ZM258 128H259V127H258ZM258 128H257V129H258ZM114 129H115V128H114ZM119 129H120V128H119ZM123 129H124V128H123ZM126 129H127V128H126ZM133 129H134V128H133ZM133 129H132V130H133ZM153 129H154V128H153ZM169 129H170V128H169ZM184 129H185V128H184ZM190 129H191V127H190ZM200 129H201V127H200ZM200 129H199V130H200ZM209 129H210V128H209ZM209 129H208V131H209ZM212 129H213V128H212ZM216 129H217V128H216ZM218 129H219L220 131L227 132V133L230 135L229 140L233 137L234 128H233L232 125L228 126L226 129H224L223 127H221V128L218 127ZM239 129H240V127H239ZM244 129H245V128H244ZM249 129H250V128L246 129L247 132H249V131H248ZM260 129H261V127H260ZM260 129H258V130H260ZM18 130H19V129H18ZM44 130H45V128H44ZM67 130H68V129H67ZM83 130H84V125H83ZM102 130H103V129H102ZM108 130H109V128H108ZM112 130H113V129H112ZM132 130H131V131H132ZM154 130H155V129H154ZM156 130H157V129H156ZM182 130H183V129H182ZM199 130H198V131H199ZM205 130H206V129H205ZM205 130H204V131H205ZM241 130H242V129H241ZM254 130H255V129H254ZM261 130H262V129H261ZM261 130H260V131H261ZM4 131H5V130H4ZM7 131H8V130H7ZM16 131H17V130H16ZM72 131H73V130H72ZM116 131H117V130H116ZM120 131H121V130H120ZM124 131H125V130H124ZM128 131H129V130H127V132H128ZM135 131H136V130H135ZM168 131L170 132V130H168ZM172 131H173V128H172ZM188 131H189V129H188ZM191 131H192V130H191ZM202 131H203V129H202ZM210 131H211V130H210ZM212 131H213V130H212ZM250 131H252V133H253V130H250ZM49 132H50V131H49ZM152 132H153V131H152ZM155 132H156V131H154L153 133H155ZM158 132H159V131H158ZM181 132H182V131H181ZM181 132H180V134H181ZM194 132H195V131H194ZM194 132H192V133L194 134ZM213 132H214V131H213ZM245 132H246V131H245ZM245 132H244V133H245ZM255 132H256V131H255ZM257 132H258V131H257ZM12 133H13V132H12ZM41 133H42V132H41ZM41 133H40V134H41ZM53 133H54V131H53ZM69 133H70V132H69ZM71 133H72V132H71ZM85 133H87V131H86ZM111 133H112V132H111ZM114 133H116V132H114ZM132 133H133V132H132ZM163 133H164V132H163ZM167 133H168V132H167ZM167 133H166V135H167ZM173 133H174V132H173ZM178 133H179V130H178ZM182 133H183V132H182ZM192 133H191V134H192ZM198 133H200V132H198ZM208 133H209V132H208ZM208 133H207V134H208ZM242 133H243V132H242ZM252 133H251V134L248 133V134H249V135H252ZM14 134H15V133H14ZM19 134H20V133H19ZM19 134H17V136H18ZM51 134H52V133H51ZM112 134H113V133H112ZM158 134H159V133H158ZM170 134H172V133H170ZM170 134H169V136H171ZM176 134H177V133H176ZM176 134H175V135H176ZM186 134H187V131H186ZM189 134H190V133H189ZM191 134H190V136H194V135H191ZM195 134H196V133H195ZM212 134H213V133H212ZM215 134H216V133H215ZM257 134H258V133H257ZM46 135H47V132H46ZM116 135H117V134H116ZM163 135H164V134H163ZM175 135H174V136H175ZM184 135H185V133H184ZM198 135H199V134H198ZM198 135H197V136H198ZM239 135H240V134H239ZM245 135H246V133H245ZM24 136H25V135H24ZM32 136H33V135H32ZM44 136H45V135H44ZM107 136H108V135H107ZM134 136H135V134L133 135V137H134ZM141 136H142V135H141ZM155 136H156V135H155ZM158 136H159V135H158ZM176 136L179 137V138H182V139H183L182 135H181V136L176 135ZM185 136H186V135H185ZM185 136H184V138H185ZM188 136H189V135H188ZM213 136H217V135H214V134H213ZM213 136H211V137H213ZM252 136H253V135H252ZM260 136H262V135H261V132H260ZM9 137H10V136H9ZM47 137H48V136H47ZM112 137H114V136H112ZM116 137H117V136H116ZM151 137H152V136H151ZM167 137H168V135H167ZM195 137H196V135H195ZM199 137H200V136H199ZM199 137H198V139H199ZM237 137H238V136H237ZM242 137H243V136H242ZM244 137H245V136H244ZM255 137H257L259 140H260V138L263 139V136H262V137H259V136H256V135H255ZM117 138H118V137H117ZM165 138H166V137H164V139H165ZM169 138H170V137H169ZM169 138H167V139L169 140ZM172 138H173V139H176V138L173 137V134H172ZM187 138H188V140H191L190 142H192V139H193V138H192V139H189V137H187ZM190 138H191V137H190ZM196 138H197V137H196ZM196 138H195V139H196ZM200 138H201V137H200ZM205 138H206V137H205ZM246 138H247V135H246L245 139H246ZM51 139H52V138H51ZM51 139H50V140H51ZM100 139H101V138H100ZM110 139H112V138H110ZM110 139H109V140H110ZM114 139H115V138H114ZM125 139H126V138H125ZM154 139H155V138H154ZM159 139H160V138H159ZM164 139H161V140H164ZM173 139H172V140L170 139V140L173 141ZM202 139H203V136H202ZM211 139H213V138H211ZM216 139H217V138L215 137V141H216ZM218 139H219V138H218ZM234 139H235V138H234ZM236 139H237V138H236ZM241 139H242V138H241ZM250 139H251V138H250ZM252 139H253V138H252ZM255 139H256V138H255ZM50 140H49V141H50ZM93 140H94V139H93ZM103 140H105V139H103ZM109 140H107V141L109 142ZM112 140H113V139H112ZM117 140H118V139H117ZM136 140H137V138H136ZM161 140H160V141H161ZM176 140H177V139H176ZM183 140L186 141L185 139H183ZM204 140H207V138L204 139ZM204 140H203V142H204ZM226 140H227V139H226ZM243 140H244V138H243ZM259 140H256V141H259ZM263 140H264V139H263ZM101 141H102V140H101ZM113 141H114V140H113ZM124 141H125V140H124ZM124 141H123V143H125ZM132 141H133V140H132ZM142 141H144V139H143ZM156 141H158V140H156ZM160 141H159V142H160ZM164 141H165V140H164ZM178 141H179V139H178ZM178 141H177V142H178ZM181 141H182V140H181ZM181 141L179 142V144H181V146H182V148H183V145H182V144H186V143H185V142H184V143H183V142L181 143ZM208 141H209V140H208ZM237 141H238V140H237ZM244 141H245V140H244ZM249 141H250V140H249ZM254 141H255V140H254ZM260 141H261V140H260ZM260 141H259V142H260ZM105 142H106V141H105ZM111 142H112V141H111ZM111 142H109V143H111ZM115 142H116V141H115ZM137 142H138V141H137ZM149 142H150V141H149ZM162 142H163V141H162ZM186 142H187V141H186ZM193 142H194V141H193ZM201 142H202V141H201ZM213 142H214V141H213ZM8 143H9V142H8ZM21 143H22V142H21ZM139 143H140V141H139ZM156 143H157V142H156ZM170 143H171V142H170ZM172 143H173V142H172ZM174 143H175V141H174ZM232 143H233V142H230L229 144L232 145ZM239 143H240V142H238V144H239ZM244 143H245V142H244ZM252 143H254V142H252ZM255 143H256V142H255ZM262 143H263V142H262ZM63 144H64V143H63ZM98 144H99V143H98ZM105 144H106V143H105ZM127 144H128V143H127ZM137 144H138V143H137ZM159 144H160V143H159ZM179 144L177 143L176 145H179ZM199 144H200V143H199ZM250 144H251V143H250ZM258 144H260V143H258ZM258 144H257V146H258ZM34 145H36V144H34ZM65 145H66V144H65ZM101 145L103 146V144H101ZM107 145H108V144H107ZM114 145H115V143H114ZM146 145H147V144H146ZM150 145H151V144H150ZM154 145H155V144H153V146H154ZM210 145H211V142H210ZM243 145H244V144L242 143V146H243ZM247 145H248V144H247ZM254 145H255V144H254ZM7 146H8V145H7ZM102 146H100V147H102ZM104 146H105V145H104ZM112 146H113V145H112ZM135 146H136V145H135ZM165 146L167 147L168 145H165ZM186 146H188V145H186ZM189 146H190V144H189ZM193 146H195V147L197 146V145H196V142H195V144H194ZM198 146H199V145H198ZM205 146H206V144H205ZM239 146H240V145H239ZM242 146H241V147H242ZM248 146H250V145H248ZM255 146H256V145H255ZM255 146H254V147H255ZM260 146H262V145H260ZM74 147H75V146H74ZM83 147H84V146H83ZM106 147H107V146H106ZM110 147H111V146H110ZM114 147H117V146H114ZM114 147H112V148L115 149ZM119 147H120V146H119ZM126 147H127V146H126ZM155 147H156V146H155ZM160 147H161V146H160ZM172 147H173V146H172ZM211 147H212V146H211ZM215 147H218V145H217V146L215 145ZM254 147H253V148H254ZM263 147H264V143H263ZM108 148H109V147H108ZM157 148H159V147H157ZM173 148H174V147H173ZM173 148H172V149H173ZM180 148H181V147H180ZM182 148H181V150H182ZM187 148H190V149H191L192 147L190 146V147H187ZM187 148H185V149H187ZM196 148H197V147H196ZM198 148H199V147H198ZM209 148H210V146H209ZM244 148H245V146H244ZM49 149H50V148H49ZM101 149H102V148H101ZM103 149H104V148H103ZM110 149H111V148H110ZM142 149H143V148H142ZM144 149H145V148H144ZM174 149H175V148H174ZM192 149H194L195 151L197 150V149H195V148H192ZM237 149H238V148H237ZM59 150H60V149H59ZM81 150H82V148H81ZM98 150H99V149H98ZM160 150H161V149H159V150H157V151H160ZM167 150H168V148H167ZM167 150H166V152H165V151H164V152L167 153ZM177 150H180V149L178 148V149L174 150V153H175V151H177ZM183 150H184V149H183ZM232 150L235 151L234 149H232ZM246 150H247V147H246ZM258 150H260V149H258ZM261 150H262V148H261ZM6 151H7V150H6ZM101 151H102V150H101ZM107 151H108V150L106 149V152H107ZM117 151H119V150H117ZM121 151H122V150H121ZM137 151H138V150H137ZM140 151H142V150H140ZM143 151H144V150H143ZM170 151H171V148H170ZM170 151H169V152H170ZM190 151H191V150H190ZM206 151H207V150H206ZM226 151H227V150H226ZM226 151H225V152H226ZM233 151H232V152H233ZM244 151H245V149L243 150V152H244ZM251 151H252V150L250 149V152H251ZM253 151H254V149H253ZM263 151H264V150H263ZM263 151H262V152H263ZM80 152H81V151H80ZM108 152H110V151H108ZM108 152H107V154H108ZM162 152H163V151H162ZM180 152H181V151H180ZM191 152H192V151H191ZM199 152H200V151H199ZM203 152L205 153V151H203ZM208 152H209V151H208ZM225 152H224V153H225ZM262 152H260V153H262ZM59 153H60V152H59ZM119 153H120V151H119ZM127 153H128V152H127ZM137 153H138V152H137ZM151 153H152V151H151ZM155 153H156V152H155ZM165 153H164V154H165ZM172 153H173V152H171V154H172ZM176 153H179V151L176 152ZM193 153H194V152H193ZM227 153H228V152H227ZM239 153H242V152H239ZM247 153H249V152H247ZM7 154H8V153H7ZM19 154H20V153H19ZM37 154H38V153H37ZM78 154H80V153H78ZM131 154H132V153H131ZM158 154H159V153H158ZM161 154H162V153H161ZM185 154H186V153H185ZM185 154H184V157L186 156ZM190 154H191V153H190ZM201 154H202V153H201ZM209 154H210V153H209ZM217 154H218V153H217ZM233 154H234V152H233ZM251 154H252V153H251ZM251 154H249V155L252 156ZM14 155H15V154H14ZM111 155H112V154H111ZM125 155H126V154H125ZM153 155H154V154H153ZM165 155H166V154H165ZM165 155H164V156H165ZM168 155H170V154L168 153ZM173 155H174V154H173ZM176 155H177V154H176ZM176 155H175V156H176ZM181 155H182V153H181ZM194 155L197 156V157L199 156L198 154L196 155V153H195ZM194 155H193V156H194ZM205 155H206V154H205ZM227 155H228V154H227ZM242 155H243V154H242ZM249 155H248V156H249ZM258 155H259V154H258ZM58 156H59V155H58ZM62 156H63V155H62ZM120 156H121V155H120ZM122 156H123V155H122ZM130 156H131V155H130ZM137 156H139V155H137ZM157 156H158V155H157ZM160 156H162V155H160ZM171 156H172V155H171ZM177 156H178V155H177ZM179 156H180V153H179ZM182 156H183V155H182ZM195 156H194V157H195ZM201 156H202V155H201ZM201 156H200V157H201ZM233 156H234V155H233ZM237 156H238V155H237ZM243 156H244V155H243ZM245 156L248 157L247 155H245ZM250 156H249V157H250ZM260 156H262V154L259 155V157H260ZM33 157H34V156H33ZM40 157H41V156H40ZM78 157H79V156H78ZM103 157H104V156H103ZM141 157H142V156H141ZM153 157H154V156H153ZM166 157H167V156H166ZM189 157H190V155L188 156V158H189ZM191 157H192V156H191ZM249 157H248V158H249ZM0 158H1V157H0ZM13 158H14V157H13ZM15 158H16V157H15ZM59 158H60V157H59ZM111 158H112V157H111ZM120 158H121V157H120ZM123 158H124V156H123ZM134 158H135V157H134ZM137 158H138V157H137ZM185 158H186V157H185ZM198 158H199V157H198ZM231 158H232V157H231ZM238 158H240L241 160H239ZM242 158H243V157H242ZM242 158H241V156L239 155V157H237V160L242 161ZM244 158H245V157H244ZM255 158H256V157H255ZM263 158H264V157H263ZM99 159H100V157H99ZM99 159H98V160H99ZM101 159H102V157H101ZM101 159H100L99 161H101ZM112 159H113V158H112ZM131 159H133V158L131 157ZM135 159H136V158H135ZM135 159H134L133 161H135ZM139 159H140V157H139ZM149 159H150V158H149ZM169 159H170V158H169ZM169 159H168V161H171V160L174 161V158L172 159V157H171V160H169ZM183 159H184V158H183ZM183 159H182V160H183ZM189 159H190V158H189ZM203 159H204V157H203ZM206 159H208V158H206ZM210 159H211V158H209V160H210ZM233 159H234V158H233ZM246 159H247V158H246ZM256 159H257V158H256ZM259 159H262V158H259ZM11 160H12V159H11ZM17 160H18V159H17ZM38 160H39V159H38ZM40 160H42V159H40ZM110 160H111V159H110ZM159 160H160V159H159ZM180 160H181V159H180ZM186 160L188 161V159H186ZM186 160H183V161L185 162ZM193 160H194V159H193ZM204 160H205V159H204ZM229 160H230V159H229ZM249 160H250V159H249ZM249 160H247V161H249ZM252 160H253V159H252ZM254 160H255V159H254ZM254 160H253V161H254ZM1 161H2V160H1ZM13 161H14V160H13ZM75 161H76V160H75ZM107 161H108V160H106V162H107ZM111 161H112V160H111ZM123 161H124V160H123ZM142 161H143V159H142ZM162 161H163V160H162ZM173 161H172V162H173ZM187 161H186V162H187ZM194 161H196V157H195V160H194ZM197 161H198V160H197ZM205 161H208V160H205ZM223 161H224V160H223ZM226 161H228V160H226ZM234 161H235V160H234ZM245 161H246V160H245ZM247 161H246V162H247ZM253 161H252V163H253ZM260 161H261V160H260ZM7 162H8V160H7ZM36 162H37V160H36ZM103 162H104V161H103ZM103 162L101 161V164H103ZM108 162H109V161H108ZM112 162H114V160H113ZM137 162H138V161H137ZM163 162H164V161H163ZM163 162H162V163H163ZM200 162H201V161H200ZM210 162H211V160H210ZM229 162H230V161H229ZM232 162H233V161H232ZM255 162H256V161H255ZM5 163H6V162H5ZM16 163H17V162H16ZM39 163H42V162H39ZM104 163H105V162H104ZM116 163H117V162H115V164H116ZM120 163H121V162H120ZM141 163H142V162H141ZM155 163H157V160H156ZM155 163H154V164H155ZM170 163H171V162H170ZM175 163L177 164V163H178V160H177V162H175ZM175 163H174V164H175ZM188 163H189V161H188ZM205 163H206V162H205ZM207 163H208V162H207ZM224 163H225V162H224ZM224 163H223V164H224ZM235 163H236V162H235ZM14 164H15V163H14ZM32 164H33V163H32ZM32 164H31V165H32ZM98 164H99V162H98ZM109 164H112V163H109ZM115 164H114V165H115ZM135 164H136V163H135ZM154 164H153V165H154ZM163 164H165V163H163ZM174 164H173V165H174ZM189 164H190V163H189ZM197 164H198V163H197ZM197 164H196V165H197ZM199 164H200V163H199ZM208 164H209V163H208ZM213 164H214V163H213ZM227 164H228V163H227ZM237 164H239V163L237 162ZM237 164H236V165H237ZM240 164L242 165L243 163H240ZM254 164H255V163H254ZM112 165H113V164H112ZM130 165H131V164H130ZM130 165H129V166H130ZM157 165H158V164H157ZM166 165H169V164H167V162H166ZM193 165L195 166V163H194ZM200 165H201V164H200ZM202 165H204V164H202ZM236 165H235V166H236ZM250 165H251V164H250ZM255 165H256V164H255ZM261 165L263 166V164H261ZM4 166H5V164H4ZM6 166H7V165H6ZM95 166H97V165H95ZM124 166H125V165H124ZM124 166H123L122 168H124ZM141 166H142V164H141ZM163 166H165V165H163ZM169 166L172 167V165H169ZM177 166H178V165H177ZM177 166H176V167H177ZM182 166H186V164H185V165H182ZM198 166H199V165H198ZM198 166H197V167H198ZM214 166H215V165H214ZM223 166H225V165H222V168H224ZM226 166H227V165H226ZM248 166H249V165H247V167H248ZM251 166H252V165H251ZM253 166H254V165H253ZM7 167H8V166H7ZM49 167H50V166H49ZM104 167H105V164H104ZM113 167H114V166H113ZM133 167H134V166H133ZM137 167H140V166H137ZM151 167H152V165H151ZM171 167H170V168H171ZM173 167H174V166H173ZM176 167H174V168H176ZM192 167H193V166H192ZM199 167H200V166H199ZM205 167L207 168L208 166L205 165ZM211 167H212V165H211ZM229 167H230V166L228 165V168H229ZM242 167H245V166L242 165ZM247 167H246V168H247ZM249 167H250V166H249ZM254 167H255V166H254ZM260 167H261V166H260ZM4 168H6V167H4ZM78 168H79V165H78ZM100 168H101V166H100ZM106 168H107V166H106ZM106 168H104V169H106ZM110 168H112V167H110ZM110 168H109V169H110ZM115 168H116V167H114V169H115ZM120 168H121V167H120ZM128 168H129V167H128ZM141 168H143V167H141ZM167 168H168V167H167ZM167 168H166V170H167ZM170 168H169V169H170ZM179 168H181V167H179ZM200 168H201V167H200ZM203 168H204V167H203ZM219 168H220V167H219ZM239 168H240V167H238L237 169H239ZM255 168H256V167H255ZM255 168H253V169H255ZM257 168H258V166H257ZM263 168H264V166H263ZM2 169H3V168H2ZM7 169H8V168H7ZM7 169H6V170H7ZM28 169H29V168H28ZM133 169H134V168H133ZM133 169H132L131 171H133ZM155 169H156V168H155ZM161 169L164 170L165 168H164V169L161 168ZM161 169H160V170H161ZM172 169H173V168H172ZM177 169H178V168H177ZM177 169H175V170H177ZM182 169H186V168H182ZM182 169H180V170H182ZM192 169H193V168H192ZM194 169H196V167H195ZM198 169H199V168H198ZM198 169H197V171H198ZM201 169H202V168H201ZM214 169H215V168H214ZM214 169H213V170H214ZM242 169H243V168H242ZM242 169H241V170H242ZM247 169H248V168H247ZM251 169H252V167H251ZM253 169H252V170H253ZM259 169H260V168H259ZM259 169H258V170H259ZM261 169H262V168H261ZM30 170H31V169H30ZM42 170H43V169H42ZM69 170H70V169H69ZM95 170H96V169H95ZM107 170H108V169H107ZM111 170H112V169H111ZM111 170H110V171H111ZM118 170H119V167H118ZM118 170H116V172H117ZM124 170H125V169H124ZM129 170H130V169H129ZM140 170H141V169H140ZM140 170H139V171H140ZM160 170H158V171L160 172ZM175 170H174V171H175ZM199 170H200V169H199ZM206 170H207V169H206ZM210 170H212V169H210ZM217 170H218V169H217ZM80 171H81V170H80ZM85 171H87V170H85ZM100 171H101V170H100ZM103 171L105 172V170H102V173H103ZM136 171H137V170H136ZM158 171H156V173H157ZM172 171H173V170H172ZM177 171L180 172L179 170H177ZM186 171H187V170H186ZM194 171H195V170H194ZM194 171H191V170H190L191 174H192V172H194ZM197 171H195V172H197ZM208 171H209V170H208ZM208 171H207V172H208ZM235 171H236V170H235ZM253 171H254V170H253ZM255 171H256V170H255ZM31 172H32V171H31ZM36 172H37V171H36ZM108 172H109V171H108ZM119 172H121V169H120ZM151 172H152V171H151ZM153 172H154V171H153ZM159 172H158V173H159ZM161 172H162V171H161ZM161 172H160V173H161ZM163 172H164V171H163ZM167 172H168V171H166V174H167ZM169 172H171V171H169ZM169 172H168V173H169ZM178 172H177V174H178ZM190 172H189V173H190ZM195 172H194V173H195ZM210 172H211V171H210ZM210 172H209V173H210ZM214 172H215V171H214ZM231 172H232V170H231ZM233 172H234V171H233ZM239 172H240V170H239ZM248 172H249V171H248ZM6 173H7V172H6ZM92 173H93V172H92ZM96 173H97V172H96ZM96 173H95V174H96ZM117 173H118V172H117ZM139 173H140V172H139ZM144 173H145V170H144ZM144 173H143V174H144ZM158 173H157V175H158ZM182 173H183V171H182ZM182 173H181V174H182ZM187 173H188V172H187ZM189 173H188V174H189ZM203 173H205V172H203ZM223 173H225V172H223ZM226 173H227V172H226ZM229 173H230V172H229ZM236 173H238V172L236 171ZM236 173H235V174H236ZM242 173H243V172H242ZM250 173H251V172H250ZM254 173H255V172H254ZM27 174H28V173H27ZM97 174H98V173H97ZM99 174H100V173H99ZM99 174H98V175H99ZM105 174L107 175V173H105ZM113 174H114V173H112L111 176H113ZM115 174H116V173H115ZM119 174H120V173H119ZM161 174H162V173H161ZM166 174H165V175H166ZM173 174H174V173H173ZM177 174H176V175H177ZM181 174H180V175H181ZM198 174L200 175V177L202 176L201 173H200V171H199ZM206 174H207V173H206ZM230 174H232V173H230ZM230 174H229V175H230ZM238 174H241V173H238ZM243 174H244V176H245V173H243ZM247 174H248V176L250 175L249 173H247V170H246V175H247ZM252 174H253V173H252ZM263 174H264V173H263ZM0 175H1V174H0ZM5 175H6V174H5ZM5 175H4V176H5ZM102 175H103V174H102ZM106 175H104V176H106ZM109 175H110V174H109ZM117 175H118V174H117ZM124 175H126V174H124ZM124 175H123V176H124ZM127 175H128V174H127ZM137 175H139V174H137ZM163 175H164V174H163ZM165 175H164V176H165ZM169 175H170V174H169ZM169 175H168V177H170ZM178 175H179V174H178ZM182 175H183V174H182ZM209 175H210V174H209ZM212 175H213V174H212ZM241 175H242V174H241ZM254 175H255V174H254ZM260 175H261V174H260ZM9 176H10V175H9ZM92 176H94V174H93ZM123 176H122V177H123ZM154 176H155V175H154ZM154 176H153V177H154ZM158 176H159V175H158ZM160 176H161V175H160ZM185 176H186V175H184V177H185ZM190 176H191V175H190ZM190 176H189V177H190ZM203 176H204V174H203ZM233 176H234V175H233ZM237 176H239V175H237ZM237 176H234V178L237 177ZM244 176L242 175L243 178H244ZM96 177H97V176H96ZM96 177H95V178H96ZM106 177H108V176H106ZM114 177H115V176H114ZM122 177H121V178H122ZM127 177H128V176H126V178H127ZM139 177H140V175L138 176V178H139ZM156 177H157V176H156ZM162 177H163V176H162ZM168 177H167V178H168ZM173 177H175V174L173 175ZM196 177H197V176H196ZM224 177H225V176H224ZM239 177H240V176H239ZM261 177H262V176H261ZM88 178H90V177H88ZM93 178H94V177H93ZM95 178H94V179H95ZM98 178H99V177H98ZM109 178L111 179L112 177H109ZM154 178H155V177H154ZM167 178H166L165 180H168L169 183L172 184L171 181H170L169 179H167ZM170 178L172 179V176H171ZM185 178H186V177H185ZM197 178H198V177H197ZM201 178H202V177H201ZM216 178H217V176H216ZM234 178H232L231 180L236 182L237 180H235ZM247 178H248V177H247ZM249 178H250V177H249ZM258 178H260V177L258 176ZM25 179H26V178H25ZM65 179H67V178H65ZM65 179H64V180H65ZM91 179H92V178H91ZM96 179H97V178H96ZM103 179H104V178H103ZM114 179H115V178H114ZM114 179H112V180H114ZM160 179H161V178H160ZM174 179H175V178H174ZM174 179H173V180H174ZM176 179H177V176H176ZM233 179H234V180H233ZM252 179H253V177H252ZM6 180H7V179H6ZM86 180H87V179H86ZM107 180H108V179H107ZM117 180H119V179H117ZM126 180L128 181V178H127ZM139 180H140V179H139ZM149 180H150V179H149ZM162 180H163V178H162ZM186 180H187V179H186ZM192 180H193V179H192ZM200 180H201V179H200ZM220 180H221V179H220ZM225 180H226V179H225ZM242 180H243V179H242ZM242 180H240V181H241L240 184L242 183ZM248 180H249V179H248ZM254 180H256V179L254 178ZM4 181H5V180H4ZM83 181H84V180H83ZM109 181H110V180H109ZM129 181H130V180H129ZM154 181H155V180H154ZM156 181H157V180H156ZM163 181H164V180H163ZM163 181H161V183H160V181H159V183L162 184ZM168 181H167V185L169 184ZM194 181L196 182V178L194 179ZM246 181H247V180H245V181L243 180L244 184L246 183ZM256 181H257V180H256ZM256 181H255V182H256ZM21 182H22V181H21ZM23 182H24V181H23ZM70 182H71V181H70ZM76 182H77V181H76ZM102 182H104V181H102ZM105 182H106V181H105ZM105 182H104V183H105ZM123 182H125V180H124ZM137 182H138V181H137ZM172 182H173V181H172ZM175 182H176V181H175ZM175 182H174V183H175ZM179 182H180V181H179ZM200 182H201V181H200ZM205 182H206V181H205ZM235 182H234V183H235ZM250 182H251V181H250ZM260 182H261V181H260ZM262 182H263V181H262ZM262 182H261V183H262ZM24 183H25V182H24ZM26 183H27V182H26ZM95 183L97 184V182H95ZM98 183H99V181H98ZM110 183H111V182H110ZM118 183H119L120 185H122L119 181H118ZM128 183H129V182H128ZM128 183H127V184H128ZM144 183H146V182H144ZM164 183H166V182H164ZM177 183H178V181H177ZM177 183H176V184H177ZM190 183H191V182H190ZM193 183H194V182H193ZM217 183H218V182H217ZM217 183H216V184H217ZM221 183H222V184H225L226 181L221 182ZM234 183H233V185H234ZM7 184H8V183H7ZM7 184H6V185H7ZM20 184H21V183H20ZM54 184H56V183H54ZM70 184H71V183H70ZM77 184H78V183H77ZM77 184H76V185H77ZM89 184H90V182H89ZM108 184H109V182L107 183V186H106V187H109ZM112 184H113V182H112ZM116 184H117V183H116ZM116 184H115V185H116ZM129 184H130V183H129ZM132 184H133V183H132ZM142 184H143V183H142ZM176 184H175L174 186H176ZM179 184H180V183H178V185H179ZM238 184H239V183H238ZM238 184H237V186L234 185V187H236V190H237L238 187H240V186H238ZM240 184H239V185H240ZM247 184H248V183H247ZM256 184H257V183H256ZM4 185H5V184H4ZM6 185H5V186H6ZM65 185H66V184H65ZM67 185L69 186V184H67ZM79 185H80V183H79ZM93 185H94V184H93ZM113 185H114V184H113ZM146 185H148V183H147ZM146 185H144V186H146ZM153 185H154V184H153ZM153 185H152V186H153ZM162 185H163V184H162ZM165 185H166V184H165ZM184 185H185V184H184ZM188 185H190V184H188ZM193 185H194V184H193ZM231 185H232V183H231ZM242 185H243V184H242ZM21 186H22V185H21ZM53 186H54V185H53ZM96 186H97V185H96ZM117 186H118V185H117ZM144 186H143V187H144ZM150 186H151V185H149V187H150ZM168 186H169V185H168ZM179 186H180V185H179ZM252 186H253V185H252ZM263 186H264V183H263ZM57 187H58V186H57ZM79 187H81V186H79ZM104 187H105V186H104ZM112 187H113V186H112ZM119 187H120V186H119ZM123 187H125V186H123ZM127 187H128V186H127ZM129 187H130V186H129ZM129 187H128V189H129ZM154 187H155V186H154ZM158 187H160V185H159ZM163 187H164V186H163ZM166 187H167V186H166ZM170 187H171L170 190L172 191V190L174 189V187H172V185H171ZM198 187H199V186H198ZM207 187H208V186H207ZM213 187H214V186H213ZM246 187H247V186H246ZM250 187H251V186L248 187V191H247V193H249V194H250V192H249V191H250V190H249ZM3 188H4V187H3ZM94 188H95V187H94ZM109 188H110V187H109ZM113 188H114V187H113ZM125 188H126V187H125ZM125 188H124V190H125ZM146 188H147V187H146ZM152 188H153V187H152ZM161 188H162V186H161ZM172 188H173V189H172ZM182 188L184 189V187H181L180 189H182ZM190 188H191V187H190ZM195 188H196V186H195ZM209 188H210V187H209ZM241 188H242V186H241ZM46 189H47V188H46ZM67 189H68V188H67ZM100 189H101V188H100V184H99V190H100ZM103 189H104V188H103ZM115 189H116V188H115ZM132 189H133V188H132ZM137 189H138V188H137ZM143 189H144V188H143ZM148 189H149V188H148ZM153 189H154V188H153ZM167 189H168V188H167ZM180 189H179V191H180ZM188 189H189V188H188ZM192 189H193V188H192ZM198 189H199V188H198ZM11 190H12V189H11ZM61 190H63V189H61ZM116 190H118V192H120V194L122 193V192L120 191V188H119V189H116ZM150 190H151V189H150ZM155 190L157 191L158 189H155ZM175 190H177V189H175ZM184 190H186V189H184ZM184 190H182L181 193H183ZM194 190H195V189H194ZM244 190H245V189H244ZM244 190H243V191H244ZM255 190H256V189H255ZM255 190H254V191H255ZM260 190H262L261 187H260ZM260 190L258 189V191H260ZM7 191H8V190H7ZM44 191H45V190H44ZM66 191H68V190H66ZM102 191H103V190H102ZM105 191H106V188H105ZM110 191H112V189H111ZM110 191H109V192H110ZM125 191H126V193H127V190H125ZM128 191H129V190H128ZM146 191H147V190H146ZM153 191H154V190H153ZM156 191H155V192H156ZM160 191H162V190H160ZM164 191H165V190H164ZM168 191H169V190H168ZM173 191H174V190H173ZM187 191H188V190H186V192H187ZM199 191H200V189H199ZM201 191H202V190H201ZM203 191H204V190H203ZM205 191H206V190H205ZM234 191H235V190H234ZM240 191H241V190H240ZM245 191H246V190H245ZM245 191H244V193H245ZM26 192H27V191H26ZM48 192H49V191H48ZM61 192H62V191H61ZM97 192H98V191H97ZM116 192H117V191H116ZM157 192H158V191H157ZM157 192H156V194H157ZM174 192H175V191H174ZM176 192H177V191H176ZM184 192H185V191H184ZM193 192H194V191H193ZM224 192H225V190H224ZM226 192H227V190H226ZM232 192H233V190H232ZM235 192H236V191H235ZM252 192H253V191H252ZM261 192H263V191H260V193H261ZM15 193H16V192H15ZM63 193H64V192H63ZM111 193H112V192H111ZM111 193H110V195H112ZM114 193H115V192H114ZM124 193H125V192H124ZM126 193H125V194H126ZM131 193H132V192H129V193H127V194L129 195V194H131ZM142 193H143V192H142ZM169 193H170V192H169ZM178 193H179V192H178ZM199 193H201V192H199ZM227 193H228V192H227ZM241 193H243V192H241ZM244 193H243V194H240L239 196H241V195H242V196H243V195L245 196ZM253 193H254V192H253ZM253 193H252V194H253ZM50 194H51V192H50ZM120 194L118 193V196H120V198H121V195H120ZM125 194H124V195H125ZM134 194H135V193H134ZM146 194H147V193H146ZM151 194H153V193H151ZM151 194H150V195H151ZM154 194H155V193H154ZM154 194H153V195H154ZM164 194H165V193H164ZM166 194H168V193H166ZM166 194H165V195H166ZM172 194H174V193H172ZM175 194H177V193H175ZM175 194H174V196H175ZM179 194H180V193H179ZM183 194H184V193H183ZM231 194H232V193H231ZM235 194H236V193H235ZM235 194H234V195H235ZM254 194H255V193H254ZM258 194H259V193H258ZM258 194H257V195H258ZM30 195H31V194H30ZM47 195H48V194H47ZM67 195H68V193H67ZM76 195H77V194H76ZM76 195H75V196H76ZM79 195H80V194H79ZM92 195H93V194H92ZM106 195H107V194H106ZM106 195H105V197H106ZM115 195H117V194H115ZM122 195H123V194H122ZM137 195H138V194H137ZM137 195H136V196H137ZM148 195H149V193H148ZM157 195H158V194H157ZM165 195H164V196H165ZM177 195H178V194H177ZM196 195L198 196V193H197ZM196 195H195V196H196ZM199 195H200V194H199ZM201 195H202V194H201ZM207 195H208V194H207ZM232 195H233V194H232ZM255 195H256V194H255ZM257 195L254 196V198L256 197V199H257ZM261 195H262V194H260V196L258 195V197H261ZM43 196H45V195H43ZM108 196H109V195H108ZM108 196H107V197H108ZM131 196H132V195H131ZM141 196H143V194H142ZM144 196H146V195H145V192H144ZM154 196H156V195H154ZM160 196H161V195H160ZM168 196H169V194H168ZM187 196H188V195H187ZM237 196H238V195H237ZM246 196H247V195H246ZM250 196H251V195H250ZM263 196H264V193H263ZM28 197H29V196H28ZM52 197H53V196H52ZM63 197H64V196H63ZM78 197H79V196H78ZM124 197H126V199L128 198L127 195L124 196ZM138 197H139V196H138ZM149 197H151V196H149ZM172 197H173V195H172ZM182 197H183V196H182ZM235 197H236V196H235ZM43 198H44V197H43ZM116 198H117V197H116ZM131 198H132V197H131ZM131 198H130V199H131ZM133 198H134V197H133ZM146 198H147V196H146ZM159 198H160V197H159ZM165 198H166V196L164 197V200H165ZM174 198H176V196H175ZM179 198H181V196H180ZM183 198H184V197H183ZM187 198H188V197H187ZM196 198H197V197H196ZM198 198H199V197H198ZM239 198H240V197H239ZM254 198H252V199H254ZM261 198H264V197H261ZM27 199H28V198H27ZM33 199H34V198H33ZM41 199H42V198H41ZM52 199H53V198H52ZM70 199H71V198H70ZM106 199H107V198H106ZM108 199H109V198H108ZM121 199H122V202H123V198H121ZM121 199H120V200H121ZM130 199H129V200H130ZM142 199H143V197H142ZM144 199H145V198H144ZM144 199H143V200H144ZM151 199H152V198H151ZM160 199H162V197H161ZM171 199H172V198L170 197L169 200L171 201ZM177 199H178V196H177ZM177 199H176V201H177ZM218 199H219V198H218ZM242 199H243V197H242ZM247 199H249V198H247ZM250 199H251V198H250ZM34 200H35V199H34ZM44 200H45V199H44ZM59 200H60V199H59ZM109 200H110V199H109ZM112 200H114V198H113ZM112 200H111V201H112ZM120 200H118V201L120 202ZM136 200H137V199H136ZM154 200H155V198H154ZM156 200H157V201H160L159 199H156ZM164 200H162V201L164 202ZM173 200H175V199H173ZM179 200H180V199H179ZM179 200H178V201H179ZM181 200H182V199H181ZM187 200H188V199H187ZM187 200H186V201H187ZM194 200H195V197L193 198L192 201H194ZM235 200H236V199H235ZM235 200H233V201H235ZM245 200H246V198H245ZM46 201H47V199H46ZM53 201H54V200H53ZM81 201H82V199H81ZM89 201H90V200H89ZM100 201H101V200H100ZM131 201H132V200H131ZM138 201H139V200H138ZM140 201H141V200H140ZM146 201H147V199L145 200V202H146ZM152 201H153V200H152ZM170 201H169V202H170ZM186 201H184L185 204H186ZM188 201H189V200H188ZM241 201H242V200H241ZM254 201H255V199H254ZM257 201H258V203H259L261 200H260V201L257 200ZM9 202H11V201H9ZM43 202H44V201H43ZM85 202H86V201H85ZM85 202H84V203H85ZM92 202H93V201H92ZM104 202H105V201H104ZM119 202H116V203H119ZM124 202H125V200H124ZM124 202H123V203H124ZM174 202H175V201H174ZM180 202H181V201H180ZM243 202H244V201H243ZM249 202H251V201H249ZM261 202H262V201H261ZM261 202H260V203H261ZM263 202H264V200H263ZM263 202H262V203H263ZM58 203H59V201H58ZM66 203H68V202H66ZM66 203H65V204H66ZM105 203H106V202H105ZM105 203H104V204H105ZM111 203H112V202H111ZM120 203H121V202H120ZM125 203H126V202H125ZM125 203H124V204H125ZM136 203H137V202H136ZM143 203H144V201H143ZM152 203H154V202H152ZM170 203H171V202H170ZM191 203H192V202H191ZM195 203H196V202H194L193 204H195ZM236 203H238L237 200H236ZM239 203H242V202H240V200H239ZM244 203H245V202H244ZM253 203H254V202H253ZM256 203H257V202L255 201V204H256ZM37 204H38V203H37ZM47 204H48V203H47ZM50 204H51V203H50ZM80 204H81V202H80ZM95 204H96V203H95ZM148 204H149V203H148ZM168 204H169V203H168ZM168 204H166V205H168ZM174 204H175V203H174ZM177 204H178V203H177ZM187 204H188V202H187ZM189 204H190V203H189ZM193 204H192V205H193ZM200 204H201V203H200ZM245 204H246V203H245ZM250 204H252V203H250ZM250 204L248 205V207L250 206ZM5 205H6V204H5ZM44 205H45V203H44ZM62 205H63V204H62ZM62 205H60V206L62 207ZM67 205H68V204H67ZM108 205H109V204H108ZM108 205L105 204L106 207H107ZM110 205H111V204H110ZM117 205H118V204H117ZM127 205H130V204L128 203ZM152 205H153V204H152ZM162 205H163V203H162ZM190 205H191V204H190ZM240 205H241V204H240ZM252 205H253V204H252ZM256 205H258V204H256ZM261 205H262V204H261ZM54 206H55V205H54ZM63 206H64V205H63ZM78 206H79V205H78ZM102 206H104V205L102 204ZM121 206H122V204H121ZM145 206H146V205H145ZM169 206H170V205H169ZM171 206H172V205H171ZM173 206H175V205H173ZM187 206H189V205H187ZM187 206H186V207H187ZM196 206H197V205H196ZM234 206H235V205H234ZM12 207H13L12 204H7V209H8V210H9V209H10V210H14V209H15V208L12 209ZM15 207H16V206H15ZM44 207H45V206H44ZM57 207H58V206H57ZM61 207H60V209H61V212H62V208H64V207H62V208H61ZM116 207H117V206H116ZM119 207H120V206H119ZM142 207H143V206H141V208H142ZM164 207H165V206H164ZM164 207H163V208H164ZM166 207H167V206H166ZM166 207H165V208H166ZM236 207H237V206H236ZM236 207H235V208H236ZM240 207H241V206H240ZM243 207H244V206H243ZM243 207H242V210H243ZM259 207H260V206H259ZM30 208H31V207H30ZM32 208H33V207H32ZM46 208H47V207H46ZM46 208H45V210H46ZM58 208H59V207H58ZM66 208H67V207H66ZM69 208H70V207H69ZM74 208H75V207H74ZM86 208H87V207H86ZM104 208H105V207H104ZM114 208H115V207H114ZM120 208H121V207H120ZM120 208H119V209H120ZM123 208H124V207H123ZM125 208H126V207H125ZM125 208H124L125 212H126V210H127V213H128L129 210H128V209H125ZM128 208H129V206H128ZM130 208H131V207H130ZM133 208H134V207H133ZM148 208H149V206H148ZM158 208H159V207H158ZM169 208L171 209V207H169ZM173 208H174V207H173ZM177 208H178V207H177ZM187 208H188V207H187ZM193 208H194V207H193ZM193 208H192V209H193ZM251 208H252V206H251ZM253 208H255V207H253ZM261 208H262V207H260V208H258V209H261ZM2 209H3V208H2ZM39 209H40V208H39ZM42 209H44V208L42 207ZM42 209H41V210H42ZM52 209H53V208H52ZM54 209H55V208H54ZM75 209H76V208H75ZM75 209H74V210H75ZM106 209H107V208H106ZM170 209H169V210H170ZM190 209H191V208H190ZM238 209H239V208H238ZM238 209H237V210H238ZM240 209H241V208H240ZM246 209H247V208H246ZM256 209H257V208H256ZM256 209L253 210V214H254V211H255ZM258 209H257V211H259ZM50 210H51V208H50ZM77 210H78V209H77ZM77 210H76V211H77ZM93 210H94V209H93ZM104 210H105V209H104ZM112 210H113V209H112ZM115 210H116V208H115ZM131 210H132V209H131ZM141 210H142V209H141ZM149 210H150V209H149ZM160 210H161V209H160ZM169 210H168V211H169ZM177 210H178V209H177ZM180 210H181V208H180ZM184 210H186V209H183L182 211H184ZM188 210H189V208H188ZM198 210H199V209H198ZM235 210H236V209H235ZM235 210H234V211H235ZM261 210H262V209H261ZM261 210H260L259 212H261ZM4 211H5V210H4ZM58 211H59V210H58ZM117 211H118V210H117ZM117 211H116V212H117ZM139 211H140V210H139ZM145 211H146V210H145ZM150 211H151V210H150ZM150 211H149V212H150ZM152 211H153V209H152ZM164 211H165V210H164ZM171 211H172V210H171ZM234 211H233V212H234ZM238 211H241V210H238ZM246 211H247V210H246ZM257 211H255V212H257ZM263 211H264V210H263ZM28 212H29V211H28ZM130 212H131V211H130ZM146 212H147V211H146ZM157 212L160 213V211H157ZM157 212H154V213L157 214ZM162 212H163V211H162ZM169 212H170V211H169ZM174 212H175L176 216H178L177 213H176V208H175V211H174ZM174 212H173V213H174ZM231 212H232V211H231ZM231 212H230V213H231ZM244 212H245V211H244ZM26 213H27V211H26ZM37 213H38V212H37ZM40 213H41V212H40ZM110 213H111V212H110ZM112 213H113V212H112ZM114 213H115V211H114ZM132 213H134V212L132 211ZM150 213H151V212H150ZM163 213H164V212H163ZM163 213H162V214H163ZM236 213H237V212H236ZM241 213H242V212H241ZM245 213H246V212H245ZM247 213H248V212H247ZM249 213H251L250 210H249ZM4 214H5V213H4ZM19 214H20V213H19ZM42 214H44V212H42ZM119 214H120V213H119ZM119 214H117V215L119 216ZM142 214H143V212H142ZM152 214H153V212H152ZM175 214H174V215H175ZM178 214H179V213H178ZM189 214H190V213H189ZM253 214H252V215H253ZM257 214H258V212H257ZM257 214H256V215H257ZM31 215H32V214H31ZM37 215H38V214H36L35 216L37 217ZM72 215H73V213H72ZM80 215H81V214H80ZM111 215H113V214H111ZM111 215H110V216H111ZM121 215H122V214H121ZM148 215H149V213H148ZM154 215H155V214H154ZM154 215H153V216H154ZM174 215H173V216H174ZM180 215H183V214L180 213ZM180 215H179V216H180ZM184 215H185V214H184ZM232 215L234 216V213H233ZM232 215H230V216H232ZM239 215H240V214H239ZM242 215H243V214H242ZM249 215H250V214H249ZM252 215H251V217H252ZM263 215H264V214H263ZM263 215H262V216H263ZM11 216H12V215H11ZM16 216H17V215H16ZM39 216H40V219H41V214H40ZM39 216H38V217H39ZM69 216H70V215H69ZM83 216H84V215H83ZM113 216H114V215H113ZM118 216H117V218H118ZM131 216H132V215H131ZM137 216H138V214H137ZM149 216H150V215H149ZM153 216H152V217H153ZM159 216H160V215H159ZM162 216H163V215H162ZM162 216H161V218H162ZM164 216L166 217V213H165ZM187 216H188V215H187ZM240 216H241V215H240ZM240 216H239V218H240ZM36 217H35V219H36ZM38 217H37V218H38ZM42 217H43V215H42ZM61 217H62V216H61ZM81 217H82V216H81ZM81 217H80V219H81ZM96 217H97V216H96ZM128 217H130V216L128 215ZM146 217H147V216H146ZM146 217H144V219H145ZM183 217H184V216H183ZM243 217H244V216H243ZM246 217H247V216H246ZM253 217H254V216H253ZM255 217H256V216H255ZM255 217H254V218H255ZM33 218H34V217H33ZM33 218H32V219H33ZM45 218H46V217H45ZM115 218H116V216H115ZM117 218H116V219H117ZM124 218H125V217H124ZM138 218H139V216H138ZM142 218H143V217H142ZM142 218H141V219H142ZM157 218H158V217H157ZM234 218H236V217L234 216ZM248 218H249V217H247V219H248ZM4 219H5V218H4ZM14 219H15V218H14ZM14 219H13V220H14ZM32 219H31V221H32ZM67 219H69V218H67ZM153 219H154V218H153ZM153 219H152V221H153ZM155 219H156V218H155ZM159 219H160V218H159ZM159 219H157V220L159 221ZM165 219H167V221H169V220H168V217L165 218ZM181 219H182V217H181ZM191 219H192V218H191ZM191 219H190V220H191ZM195 219H196V218H195ZM232 219H233V217H232ZM236 219H238V217H237ZM240 219H242V217H241ZM250 219H251V218H250ZM250 219H248V220H250ZM258 219H260V215H259V218H258ZM263 219H264V218H263ZM85 220H86V218H85ZM113 220H114V219H113ZM121 220H122V218H121ZM138 220H139V219H138ZM148 220H149V219H148ZM148 220H147V221H148ZM150 220H151V219H150ZM157 220H155V221H157ZM161 220H162V219H161ZM183 220H184V219H183ZM193 220H194V219H193ZM230 220H231V219H230ZM253 220H254V219H253ZM4 221H5V220H4ZM25 221H26V220H25ZM28 221H29V220H28ZM49 221H50V220H49ZM58 221H59V220H58ZM152 221H151V222H152ZM158 221H157V223H158ZM165 221H166V220H165ZM167 221H166V225H167ZM173 221H174V220H170V222H173ZM178 221H179V219H178ZM185 221H186V220H185ZM246 221H247V220H246ZM256 221H257V220H256ZM261 221H262V220H261ZM10 222H11V221H10ZM16 222H17V221H16ZM103 222H104V221H103ZM128 222H129V220H128ZM130 222H131V221H130ZM134 222H135V221H134ZM140 222H141V221H140ZM159 222H160V221H159ZM181 222H182V221H181ZM231 222H232V221H231ZM236 222H237V221H236ZM250 222H251V220H250ZM263 222H264V221H263ZM263 222H262V224H263ZM1 223H2V222H1ZM21 223H22V222H21ZM28 223H29V225H30V222H28ZM38 223H39V222H38ZM143 223H146V219H145V221H144ZM149 223H150V222H149ZM152 223H154V221H153ZM157 223H154V225L157 226ZM176 223H178V222H176ZM185 223H186V222H185ZM242 223H244V222H242ZM245 223H249V222H245ZM253 223H254V222H253ZM4 224H5V222H4ZM36 224H37V223H36ZM51 224H52V223H51ZM53 224H54V223H53ZM98 224H99V223H98ZM120 224H122V222H120ZM133 224H134V223H133ZM135 224H136V223H135ZM147 224H148V223H147ZM173 224H174V222H173ZM193 224H194V223H193ZM230 224H232V223H230ZM254 224H255V223H254ZM23 225H24V224H23ZM26 225H27V224H26ZM77 225H78V224H77ZM117 225H118V224H117ZM131 225H132V224H131ZM154 225H153V226H154ZM162 225H163V224H162ZM162 225H161V226H162ZM168 225H170V224H168ZM183 225H184V224H183ZM183 225H182V226H183ZM235 225H236V224H235ZM240 225H242V224H239V226H240ZM245 225H247V224H245ZM245 225H244V226H245ZM248 225H249V224H248ZM250 225H252V224L250 223ZM257 225H258V223L256 224V226H257ZM4 226H5V225H4ZM20 226H21V225H20ZM32 226H33V225H32ZM54 226H55V224H54ZM81 226H82V225H81ZM89 226H90V225H89ZM129 226H130V225H129ZM148 226L150 227V225H148ZM148 226L146 225V227H148ZM171 226H172V223H171ZM175 226H176V225H175ZM178 226H179V224L177 225V228H178ZM182 226H180V229H182V228H181ZM188 226H189V225H188ZM190 226L192 227V225H190ZM199 226H200V225H199ZM237 226H238V225H237ZM237 226H236V227H237ZM261 226H262V225H261ZM1 227H2V224H1ZM38 227H39V226H38ZM41 227H42V226H41ZM57 227H58V226H57ZM66 227H67V226H66ZM77 227H78V226H77ZM86 227H87V226H86ZM100 227H101V226H100ZM114 227H115V226H114ZM124 227L127 228V226H124ZM131 227H132V226H131ZM144 227H145V226H144ZM146 227H145V229H146ZM149 227H148V228H149ZM162 227H163V226H162ZM184 227H185V226H184ZM184 227H183V228H184ZM191 227H189V230H190ZM231 227H232V226H231ZM242 227H243V226H242ZM245 227H246V226H245ZM257 227H260V224H259V226H257ZM3 228H4V227H3ZM3 228H2V229H3ZM16 228H17V227H16ZM55 228H56V227H54V230L57 231V229H55ZM102 228H103V227H102ZM117 228H118V226H117ZM117 228H116V229H117ZM125 228H124V229H125ZM148 228H147V229H148ZM154 228H155V227H154ZM159 228H160V227H159ZM159 228H157L158 232H159ZM163 228H164V227H163ZM165 228H166V227H165ZM167 228H169V227H167ZM232 228H233V227H232ZM232 228H231V229H232ZM238 228H239V227H238ZM240 228H241V227H240ZM260 228H261V227H260ZM52 229H53V228H52ZM58 229H59V228H58ZM135 229H136V228H135ZM174 229H176V228H174ZM256 229H257V228H256ZM79 230H80V229H79ZM110 230H113V229L110 228ZM122 230H123V229H122ZM149 230H150V232H151V228H150ZM149 230H148V231H149ZM152 230H154V229H152ZM157 230H156V231H157ZM170 230L172 231V232H170V233H173L174 230H172V229H170ZM187 230H188V229H187ZM228 230H229V229H228ZM233 230H234V228H233ZM236 230H237V229H236ZM236 230H235V231H236ZM239 230H241V229H239ZM239 230H238V231H239ZM242 230H243V229H242ZM69 231H70V230H69ZM104 231H105V230H104ZM125 231H127V230L125 229ZM125 231H124V232H125ZM138 231H140V230H138ZM160 231H162V229H161ZM167 231H168V229H167ZM194 231H195V230H194ZM255 231H257V230H255ZM261 231H262V229L260 230V232H261ZM52 232H53V231H52ZM72 232H73V231H72ZM113 232H114V231H113ZM113 232H110V233H113ZM121 232H122V231H121ZM121 232H120V233H121ZM128 232H129V231H128ZM128 232H127V233H128ZM136 232H137V231H136ZM136 232H135V235H136ZM152 232H153V231H152ZM152 232H151V233H152ZM154 232H155V230H154ZM188 232H189V231H188ZM257 232H258V231H257ZM260 232H259V234H260ZM22 233H23V231H22ZM48 233H49V232H48ZM65 233H66V231H65ZM67 233H69V232L67 231ZM105 233H106V232H105ZM116 233H117V232H116ZM116 233H114V234H116ZM118 233H119V231H118ZM155 233H156V232H155ZM160 233H161V232H160ZM162 233H163V232H162ZM170 233H169V234L166 233V235L170 236ZM176 233H177V232H176ZM176 233H175V234H176ZM181 233H182V231H181ZM181 233H180V235H181ZM232 233H233V232H232ZM237 233H238V232H236L235 234H237ZM242 233H243V231H242ZM253 233H254V232H253ZM253 233H252V234H253ZM261 233H262V232H261ZM54 234H56V232H55ZM58 234H59V233H58ZM69 234H70V233H69ZM69 234H68V235H69ZM101 234H102V233L100 232V235H101ZM103 234H104V233H103ZM106 234L110 235L109 233H106ZM122 234H123V233H122ZM137 234H139V232H138ZM156 234H157V233H156ZM173 234H174V233H173ZM173 234H172V236H173ZM177 234H178V233H177ZM192 234H194V233H192ZM243 234H245V233H243ZM257 234H258V233H257ZM262 234H263V233H262ZM21 235H22V234H21ZM35 235H37V234H35ZM45 235H47V234H45ZM48 235H49V234H48ZM68 235H67V238H68ZM76 235H77V234H76ZM128 235H130V237H132L131 235H134V234H128ZM128 235H127V237H128ZM139 235H140V234H139ZM158 235L160 236V234H158ZM180 235H178V237H179ZM183 235H184V234H183ZM225 235H228V236H229V234H225ZM239 235H240V234H239ZM245 235H246V234H245ZM254 235H255V233H254ZM3 236H4V235H3ZM3 236H2V237H3ZM49 236H51V235H49ZM54 236H55V235H54ZM57 236H58V235H57ZM57 236H55V237L58 238ZM69 236H70V235H69ZM78 236H79V235H78ZM115 236H116V235H115ZM117 236H119V235H117ZM121 236H122V235H121ZM123 236H124V235H123ZM125 236H126V235H125ZM125 236H124V237H125ZM137 236H138V235H137ZM140 236H141V235H140ZM159 236H158V237H159ZM161 236H162V235H161ZM163 236H164V235H163ZM163 236H162V238H164ZM187 236H188V235H187ZM202 236L205 237V236H207V234H202ZM237 236H238V235H237ZM249 236H250V235H249ZM260 236H261V234H260ZM262 236L264 237V235H262ZM262 236H261V237H262ZM55 237L52 238V239H55ZM73 237H74V236H73ZM103 237H104V236H103ZM110 237H111V236H110ZM112 237H113V236H112ZM127 237H126L125 239H127ZM135 237H136V236H134V238H135ZM138 237H139V236H138ZM141 237H142V236H141ZM144 237H145V236H144ZM150 237H151V236H150ZM153 237H156V235L153 236ZM185 237H186V236H185ZM253 237H254V236H253ZM263 237H262V238H263ZM3 238H4V237H3ZM50 238H51V237H50ZM116 238H118V237H116ZM121 238H122V237H121ZM128 238H129V237H128ZM134 238H133V239H134ZM162 238H161V239H162ZM166 238H167L168 241H170L169 239H171V237H170V238H169V237H165L164 240H166ZM168 238H169V239H168ZM191 238H192V237H191ZM232 238H233V237H232ZM236 238H237V237H236ZM241 238H244V236L242 237V235H241ZM250 238H251V237H250ZM254 238H255V237H254ZM254 238H253V239H254ZM258 238H259V237H258ZM21 239H22V238H21ZM21 239H20V240H21ZM33 239H34V238H33ZM74 239H75V237H74ZM83 239H84V238H83ZM122 239L124 240V238H122ZM133 239H132V240H133ZM146 239L149 240L150 238H147V237H146ZM154 239H155V238H154ZM154 239L152 240V237H151V240H152V241H154ZM156 239H158V238L156 237ZM175 239H176V238H175ZM237 239H238V240H242V239H240V238H237ZM246 239H247V237H246ZM248 239H249V238H248ZM256 239H257V236H256ZM259 239H260V238H259ZM259 239H257V240H259ZM16 240H17V239H16ZM43 240H44V239H43ZM113 240H114V238H113ZM116 240H117V239H116ZM118 240H119V239H118ZM123 240H122V241H123ZM138 240H140V239H137V241H136L137 243L139 242ZM159 240H160V239H158V241H159ZM164 240H162V241L165 242V243L168 242L167 240H166V241H164ZM177 240H178V242H179V238H177ZM177 240H176V241H177ZM186 240H187V239H186ZM188 240H189V239H188ZM243 240L245 241V239H243ZM243 240H242V241H243ZM254 240H255V239H254ZM261 240H262V239H261ZM130 241H131V239H130ZM130 241H129V242H130ZM172 241H175V240H174V236H173V238H172ZM190 241H191V240H190ZM190 241H188V242L190 243ZM242 241H241V243H242ZM250 241H252V242L254 243L253 240H250ZM21 242H22V241H21ZM38 242H39V241H38ZM38 242H36V243H38ZM52 242H55V240L52 241ZM52 242L50 241V243H52ZM71 242H72V241H71ZM108 242H109V241H108ZM118 242H119V241H118ZM126 242H127V241H126ZM131 242H132V241H131ZM142 242H143V240H142ZM147 242H148V241H147ZM147 242L144 243L146 247H147L146 244H149V243H147ZM149 242H151V241H149ZM155 242H156V241H155ZM170 242H171V241H170ZM178 242H177V243H178ZM212 242H213V241H212ZM232 242H235V245H236V241H235L234 239H233ZM252 242H251V243H252ZM2 243H3V242H2ZM55 243H57V242H55ZM122 243H123V242H122ZM124 243H125V242H124ZM139 243H140V242H139ZM153 243H154V242H153ZM168 243H169V242H168ZM184 243H185V242H184ZM244 243H245V242H243V244H244ZM258 243H259V241H258ZM262 243H263V242H262ZM262 243H261V244H262ZM107 244H108V243H107ZM116 244H117V243H116ZM118 244H119V243H118ZM125 244H126V243H125ZM125 244H124V247L128 246V243H127L126 246H125ZM144 244H143V245H144ZM151 244H152V243H151ZM151 244H150V246H151ZM161 244H162V243H161ZM161 244H160V245H161ZM170 244H174V242H173V243H170ZM238 244H239V243H238ZM256 244H257V243H256ZM14 245H15V244H14ZM46 245H47V244H46ZM48 245H49V244H48ZM98 245H99V244H98ZM110 245H111V244H110V242H109V244H108V247H109V248H108V249H110ZM130 245H131V244H130ZM139 245H140V244H138V246H139ZM143 245H142V247H143ZM158 245H159V244H158ZM162 245H164V247L166 246L164 243H163ZM162 245H161V246H162ZM228 245H229V244H228ZM230 245H231V243H230ZM245 245H246V244H245ZM245 245H244V246H245ZM106 246H107V245H106ZM121 246H122V245H121ZM131 246H133V244H132ZM134 246H135V245H134ZM138 246H137V248H138ZM150 246H148V249H150V248H149ZM156 246H157V244H156ZM171 246H172V245H170L168 249H170ZM179 246H180V245H179ZM191 246H192V245H191ZM196 246H197V245H196ZM226 246H227V244H226ZM231 246H232V245H231ZM233 246H234V244H233ZM233 246H232V247H233ZM240 246H241V245H239V247H240ZM244 246H243V247H244ZM253 246L255 247V244H254ZM259 246H260V244H259ZM259 246L256 245V248L259 247ZM15 247H16V246H15ZM51 247H52V246H51ZM72 247H73V246H72ZM99 247H101V246H99ZM104 247H105V246H104ZM146 247H145V248H146ZM157 247H158V246H157ZM167 247H168V246H167ZM172 247H175V246L173 245ZM209 247H210V246H209ZM229 247H230V246H229ZM246 247H247V246H246ZM251 247H252V246H251ZM101 248H102V247H101ZM105 248H106V247H105ZM117 248H119V247H117ZM122 248H123V247H122ZM132 248L134 249V247H132ZM137 248H136V249H137ZM226 248H228V247H226ZM230 248H231V247H230ZM240 248H242V247H240ZM244 248H245V247H244ZM244 248H243V250H244ZM261 248H262V247H261ZM39 249H40V247H39ZM61 249H62V248H61ZM64 249H65V248H64ZM79 249H81V248H78V250H79ZM106 249H107V248H106ZM125 249H126V250H124V251L127 252V248H125ZM140 249H141V247H140ZM140 249H139V250H140ZM148 249L146 248V250H148ZM152 249H154V248H153V245H152ZM152 249H150V250H152ZM159 249H160V250H158V251H161V248H159ZM172 249H173V248H171V250H172ZM245 249H246V248H245ZM248 249H249V248H248ZM251 249H252V248H251ZM2 250H3V249H2ZM12 250H13V248H12ZM44 250H45V249H44ZM44 250H43V251H44ZM46 250H48V249L46 248ZM85 250H86V249H85ZM98 250H99V249H98ZM110 250H111V249H110ZM143 250H144V249H143ZM150 250H149V251H150ZM162 250H163V249H162ZM165 250H166V249H165ZM200 250H201V249H200ZM249 250H250V249H249ZM252 250H253V249H252ZM258 250H259V249H258ZM258 250H257V251H258ZM260 250H261V249H260ZM67 251H68V250H67ZM82 251H83V250H81V252H82ZM112 251H113V250H112ZM134 251H135V250H134ZM134 251H132V253H133ZM149 251H148V252H149ZM153 251H154V250H153ZM209 251H210V249H209ZM227 251H228V250H227ZM230 251H231V249H230ZM247 251H248V250H247ZM250 251H251V250H250ZM253 251H254V250H253ZM253 251H252V252H253ZM261 251H263V248H262ZM16 252H17V251H16ZM40 252H41V251H40ZM45 252H46V251H45ZM77 252H79V251H77ZM85 252H86V251H85ZM85 252H84V255H85ZM87 252H89V250H88ZM105 252H107V251H105ZM129 252H130V251H129ZM141 252H142V251H141ZM144 252H145V251H144ZM220 252H221V250H220ZM224 252H225V251H224ZM228 252H229V251H228ZM228 252H226V253H228ZM255 252H256V251H255ZM118 253H120V252L118 251L116 254H118ZM142 253H143V252H142ZM142 253H140V254L142 255ZM151 253H152V252L150 251L149 254L151 255ZM156 253H158V252H156ZM159 253H160V252H159ZM161 253H162V251H161ZM165 253H168V250H167V252L165 251ZM179 253H180V252H179ZM212 253H213V252H212ZM242 253H243V255H244V251H243ZM248 253H249V252H248ZM248 253H247V254H248ZM263 253H264V252H263ZM41 254H42V253H41ZM44 254H45V253H44ZM46 254H47V253H46ZM57 254H58V253H57ZM88 254H89V253H88ZM101 254H102V253H101ZM104 254H106V253H104ZM107 254H108V252H107ZM125 254H126V253H125ZM125 254H124V257H125ZM129 254H130V253H129ZM146 254L148 255V253H146ZM169 254H170V253H169ZM176 254H177V252H176ZM181 254H182L181 256H183V253H182V252H181ZM196 254H197V253H196ZM204 254H205V253H204ZM250 254L253 255V253H250ZM254 254H256V253H254ZM70 255H71V254H69V256H70ZM73 255H74V254H73ZM89 255H90V254H89ZM109 255H110V253H109ZM113 255H115V254L112 253V256H113ZM119 255H120V254H118V256H119ZM127 255H128V252H127ZM130 255H131V254H130ZM153 255H154V254H153ZM156 255H157V254H156ZM164 255L167 256L166 254H164ZM170 255H171V254H170ZM174 255H175V254H174ZM199 255H200V254H199ZM235 255H236V254L234 253V256H235ZM243 255H242V256H243ZM252 255H251V256H252ZM257 255H258V254H257ZM257 255H256V256H257ZM262 255H263V254H262ZM43 256H44V255H43ZM80 256H82V255H80ZM92 256H93V255H92ZM110 256H111V255H110ZM121 256H122V255H121ZM133 256H134V255H133ZM135 256H136V255H135ZM159 256H160V255H159ZM168 256H169V255H168ZM172 256H173V255H172ZM184 256H185V255H184ZM236 256H237V255H236ZM245 256H247V255H245ZM263 256H264V255H263ZM263 256H262V258H264ZM5 257H6V256H5ZM83 257H84V256H83ZM87 257H88V256H87ZM97 257H98V256H97ZM113 257H115V256H113ZM116 257H117V256H116ZM116 257H115V258H116ZM119 257H120V256H119ZM126 257H128V256H126ZM131 257H132V256H131ZM131 257L129 256L128 259H130ZM147 257H148V256H147ZM157 257H158V256H157ZM170 257H171V256H170ZM1 258H2V257H1ZM74 258H75V257H74ZM106 258L109 259V257H106ZM132 258H133V257H132ZM140 258H144V257H140ZM154 258H155V256H154ZM158 258H161V257H158ZM164 258H165V257H164ZM254 258H257V257H254ZM5 259H6V258H5ZM7 259L9 260L10 258H7ZM64 259H65V257H64ZM100 259H101V258H100ZM122 259H125V258H123V256H122ZM128 259L126 258V259H125L126 261L124 260L125 262H123V263H124V264L127 263V262H128ZM137 259H138V258H137ZM151 259H152V258H151ZM151 259H149L150 262H152ZM167 259H168V257H167ZM171 259H172V258H171ZM179 259H180V258H179ZM193 259H195V256H194ZM238 259H240V257H239ZM247 259H248V258H247ZM1 260H2V259H1ZM11 260H12V259H11ZM75 260H76V259H75ZM119 260H120V259H119ZM119 260L117 259V261H119ZM138 260H139V259H138ZM144 260H145V259H144ZM157 260H158V259H157ZM169 260H170V259H169ZM234 260H237V259H234ZM253 260H255V259H253ZM257 260H258V259H257ZM260 260H262V259H260ZM9 261H10V260H9ZM12 261H13V260H12ZM12 261H11V262H12ZM55 261H56V260H55ZM57 261H58V260H57ZM60 261H61V260H60ZM66 261L68 262L67 259H66ZM107 261H108V260H107ZM109 261H110V260H109ZM122 261H123V260H122ZM130 261H131V260H129V263H128V264H130V263L132 262V261H131V262H130ZM135 261H136V260H135ZM135 261H134V262H135ZM142 261H143V259H142ZM142 261L140 262V260H139L138 262H140V263H138V264H142ZM154 261H155V260H154ZM177 261H179V260H177ZM177 261H176V262H177ZM230 261H231V260H230ZM240 261H241V259L239 260V262H240ZM263 261H264V259H263ZM263 261H262V262H263ZM1 262H2V261H1ZM44 262H45V261H44ZM51 262H52V261H51ZM58 262H59V261H58ZM63 262H64V261H62V262H60V263H63ZM67 262H66V263H67ZM143 262H144V261H143ZM205 262H206V261H205ZM232 262H233V261H232ZM232 262H231V263H232ZM234 262H235V264H236V261H234ZM237 262H238V261H237ZM244 262H245V261L243 260V264H244ZM258 262L261 263L260 261H258ZM258 262H257V263H258ZM13 263H15V261H14ZM22 263H23V262H22ZM22 263H21V264H22ZM64 263H65V262H64ZM66 263H65V264H66ZM74 263H77V260H76V262H74ZM97 263H98V262H97ZM112 263H113V262H112ZM114 263H115V262H114ZM132 263H133V262H132ZM136 263H137V262H135V264H136ZM145 263H146V262H145ZM148 263H149V262H148ZM148 263H147V264H148ZM153 263H154V262H153ZM158 263H159V261H158ZM160 263H161V262H160ZM169 263H170V262H169ZM178 263H179V262H178ZM178 263H177V264H178ZM180 263H181V262H180ZM180 263H179V264H180ZM185 263H186V262H185ZM203 263H204V262H203ZM245 263H246V262H245ZM252 263H254V262H251V264H252ZM11 264H12V263H11ZM34 264H35V263H34ZM68 264H70V262H69ZM102 264H104V263H102ZM105 264H106V263H105ZM107 264H108V263H107ZM117 264H118V262H117ZM150 264H151V263H150ZM155 264H157V262H156ZM171 264H173V263H171ZM233 264H234V263H233ZM237 264H238V263H237ZM239 264H240V263H239ZM249 264H250V262H249Z\"/></svg>",
  "mask_w": 264,
  "mask_h": 264
}]
</instances>
